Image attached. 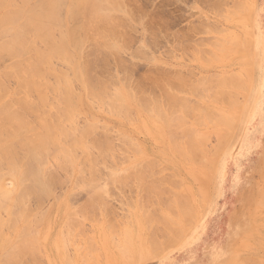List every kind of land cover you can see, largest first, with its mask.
<instances>
[{
    "label": "rangeland",
    "instance_id": "1",
    "mask_svg": "<svg viewBox=\"0 0 264 264\" xmlns=\"http://www.w3.org/2000/svg\"><path fill=\"white\" fill-rule=\"evenodd\" d=\"M38 1H40V0H31L30 3H35ZM61 1L64 2V0H61ZM68 1L69 0L65 1L64 6L63 5L61 6L59 4L60 7H58L60 9H58L59 14L57 13V15H58V17H61V19H62V21H59V22H61L60 25H63L62 26L63 29L59 25L60 26L59 28L62 29V30L59 29L60 32L61 31H68V29H70L69 28L70 25H72V24L74 25L76 23V22L75 23L72 22L74 20V18H71L67 15V13H68L67 12ZM130 1L131 0H127V1L126 0H120V2H122L123 6H124V9H122L120 11H118L117 8L115 9L116 11L114 9H111L113 12L110 10V12L112 13L111 15H113L110 19H112L113 25L115 24V26H117V28L115 27L117 30L115 28H111L112 27V24H110L111 20H109L110 23H108L109 26L111 25L110 29L112 30V32L114 31L113 29H115L114 32L118 33V31H119V34H121L119 37V34H118V36H115L116 33L113 32L115 35L112 34L111 36L116 37V38H113V39H115L114 43L112 42L113 39H111V36L109 35L111 31L109 32V30H108L109 36H107V34H106L107 32L105 33V31H104L107 28L103 29L101 31V28L99 27L100 30L98 31L97 30V29H99L97 27L98 25L96 26L97 29H93L94 26L90 27L92 30H94V31L96 30L95 33L99 32L100 34H102L104 32V34L107 36L105 38V40L106 41L109 40L108 41L109 43L106 41L100 43V41H102V39L104 38V34H102V36H103L102 39L100 38L99 40H97L98 38H94L92 36V34L96 37H100V36H97V34L95 35L94 32L88 34L89 31L92 32L90 29L87 30V33H86V35L92 36V37L90 36V39L93 38L94 40L95 39L97 40V41H95L96 42L95 44H97V42L100 43V45L97 46L96 48L99 47V49L101 48L102 50H104L101 47L102 43H103L102 45H104V47H108L107 45L112 43L118 48L117 53H113V54L111 53L113 51L112 50V47H113L112 44H110L111 47L106 48L104 51L100 50L101 51L100 52L97 49V51H98V53H97L96 48H94V49L91 48L92 46H95V45H92V43H91L92 41H90V39H88L89 36H88L87 40L83 41V44L86 45V46L84 45V47L82 45H81V48L76 47L71 42L70 43L68 42L69 44L67 43V45H66L67 46L66 49L68 51L67 53L68 54L71 53L70 54L71 57L74 56L73 58H74L75 62H80V60L86 58L85 54L87 52L91 53V55H89L87 53V57L89 56L92 60L95 57L94 60H96V62L94 64H92L94 61H90V66L91 67H92V65L94 66V69L93 70L91 69V71H92L91 75L92 74L95 75V76H93L95 80H96L95 77H97L98 81L96 80L97 81L96 87L97 86H99V87H97V88L94 87L96 89L95 93H97V95L96 94L93 95L94 96L93 100H96L97 98L100 97L99 96V90H101V89L104 90L105 87L103 88V86H106L105 90L107 92L112 91L110 94L115 93V91H118V93L117 92L115 93V96H116V94L119 96H116L114 100H112V97L114 96L113 94H112L113 96H111V98H109V99L107 98L108 97L107 95H104L103 93L102 94L104 96H107L106 98L108 100L111 99L110 103H112V104H114V102H115V105H116V103H118V101H119V103H121V104L123 103L124 105H126L127 107H125V106H123V107H125L126 109L129 108L128 111L125 109L127 111L128 115L124 114V113H126V112H124L125 110L123 112H118V110L120 111V109L122 107V106L119 107V103H118V105H116V106H118L119 109L118 108H117V110L114 109L112 107L113 105L110 104L109 101L102 94H100V95H102L104 97V98L101 97L104 99V101H103V99H101V98L100 99L103 102L98 103V102H96V101H98V99H97L96 101H93L91 105H89L90 102H89V99H87V98H89L88 95H90V94H88L85 91L86 89H85L84 84L81 81V79L78 78L79 79V81H78L77 78L74 76L72 67L71 68L67 67V65H65L67 63L64 62V60L62 62H64L65 64L60 62L61 60H58L59 58L55 59L53 57L56 61H55V63L51 62V65L54 64L52 67L54 69L56 68L55 71L57 70V72L59 71L58 73H60L61 69H62V72H64V73L68 72L67 75L69 76L68 77L69 79L73 75L71 84H72V88H73L74 92L71 91V93L74 96V98L71 97V94H70L69 95V97H70L69 101H66L65 109L61 110L57 107L55 108V105L59 101L58 99L61 98L60 97L61 95L59 94V92L56 90H53L51 88H47V91L43 89L45 91L44 93H46V96H47V99L45 101L46 102H49L50 100L51 101L49 103H47L48 104L47 106H46V104L42 105V107L40 109H42V108L43 109L41 111L37 110L40 113L35 112L36 115L38 114V116H36L37 118L35 116H33V117L36 118L37 120H39L40 119L39 115H40L41 119L43 118V120H45L44 118H47V119L49 118L48 119L49 121H53L55 116H56V118H58L57 116H59L60 118H63V120L58 118L59 119L58 121H55L56 120L55 119L53 122V125L54 124L59 125V126L64 125L63 127H65V129H63L62 126H60L61 128H58V126L56 128L59 130H61V129L69 130L70 132L68 131L67 136L70 135L74 141L72 142L71 138H70V140L65 138L69 141L68 142V145H70L69 146L70 148H69L68 145L66 144L67 140L64 141V138L60 137L64 143H62V141L60 140L58 145H60L61 147L62 146L65 147V149L68 148L72 152H74V149H75L76 150L75 152H77V155H75L76 154L75 152L73 153L75 156L72 157V162H73L72 166H71V163H70V165L67 162L65 163V165L68 164L69 166H71V169L66 168L69 172L65 171L66 170L65 168H63V169L58 168L60 170L57 171L56 175L59 177V178H57L59 182L56 179L57 183H55V182L53 183V185H55V184L56 185L54 187L51 186V190L48 191L49 193L47 192L44 197L42 196L43 198L39 197V198H41L40 201L43 199L41 202L38 201L39 198L37 197L36 199L35 198L34 199L35 200L38 199L37 201L39 203L37 201H35L33 198L30 200L31 203L30 202L28 203V204H30V206L29 205L28 206L31 207V209H32V216H33V214H34V217L36 216L35 220L33 219L34 217L30 218L29 220L32 221L31 219H33L34 221H32V222H36L38 224L39 223L38 220L42 219V221H40V224L37 225L38 226L37 228L34 227V225L36 226V223H31V224L28 223V228L32 227V229L33 228L35 229V230H32L33 232L31 230H27V225L24 228L25 223H27L28 220H26V221L24 220V222H23V220H20L19 216H18V218H16V220H17V222H16L14 217L17 216L16 213L18 211V207H17L18 205L16 203H14L11 199H10L11 202L8 206L9 210L12 211V207L15 208L14 206H12V203L14 205L16 204L15 206L17 207V210L16 211L14 210V212L16 214V215L13 214V215H15L14 217L11 215V213H12L11 211H10L11 213H8L4 207L0 209V217H2V218H0V219H2L0 221V234L2 233L0 236V241H1L0 242V256L5 255V257H3V256H1L2 258L0 257L1 260L2 259L4 260L5 258L8 260V258L9 259L13 258V256L15 258V255L13 254V252L16 253V251L19 248L18 245L21 244V243L18 244V242H21V241L24 242L25 239H26L25 242H27V239H30V238H28L30 236L31 241L28 240L27 243H29V242L33 243V241H34L35 244L33 243V247L35 246L34 248L38 249V250H36V249H34V250L38 251L39 257H37V255L35 254V253H37L36 251H35V253L33 252V254L30 253L32 251H30V252L28 251L29 253H27V254H26V252H24V255L26 254V256L23 257L24 256L22 254L23 251H20V249H19V252H21V253L16 254V256L19 255L18 256L19 259H17V260H20V262H22L21 258L23 257L22 259H24L27 257V259L23 260L22 264H24V262H26V261H28V264H33V263H31V261L29 262V260H33V259H35L36 261L39 260L40 262L42 261L41 264H66V263L69 264V262H71V261H72L71 262L72 264H80L81 263L80 258H82V260L85 258L83 264H127L124 261V259L126 260L128 258L130 260V259H132V257L134 258V261L132 264H236V263L237 264H247V261L250 258H252L253 260L256 259L259 262L258 263L256 260H254L255 261L254 262L252 260L253 261L252 264L253 263L262 264L261 262L264 261V205H263V201L260 200V198H261L260 196L264 195L263 194L264 193V191H263L264 190V175H263V173H264V0H132L131 2ZM63 2H61V3L63 4ZM133 2L134 3L136 2V3L134 4ZM130 7H132V8H130ZM236 7H237V9H236ZM127 9L130 11H128ZM61 10H62V12H61ZM126 10L130 13L132 11L133 13H131V14L127 13ZM56 12H58V11H56ZM121 14H123V15H121ZM132 14H133V16H132ZM67 16L70 19V20L68 19V21H66L68 18ZM120 17L122 18L121 19L122 22H123V18L125 19L123 23L120 22L121 21V20H119ZM212 17H215L217 22H215V19ZM65 18H66V20H65ZM113 18L116 20V23H120V25L122 24L123 27L120 26L119 24H116L113 21ZM71 19H73V20H71ZM118 20H119V22H118ZM222 24H224V25L222 26ZM259 24H261V25H259ZM107 25H105V27H108V29H109V26H107ZM55 28L57 29V26H55ZM102 28H104V27H102ZM150 28H152V29H150ZM56 29H53V31L55 32ZM59 30L56 31L55 34L56 33L58 34ZM57 34H56V36H57ZM2 37L0 35V38H2ZM109 37H110V39H109ZM94 40H93V43H94ZM103 41H104V39H103ZM84 42H86V43H84ZM115 42L117 44L118 43L119 44L117 45ZM39 43H41V42H39ZM88 43L90 44V46L91 45L92 46L90 47ZM104 43L105 44L108 43V44L105 45ZM120 43H122V44H120ZM71 44H73L75 47L73 48V45H71ZM37 45H38V43H37ZM40 45L41 44H39V46ZM123 45H124V47H123ZM125 45H127V46H125ZM41 46L42 47H39V48H43L44 44ZM118 46H121L122 50ZM75 48H78V51H79V48H80V50L84 49L85 51L84 50L79 51V54H78V51H77V49L75 50ZM124 48H125V50H124ZM69 51H71V52H69ZM75 51H77V53ZM91 51H93V52H91ZM84 52H85V54H84L85 56H82L81 53H84ZM2 53L3 54L0 53V57H4V56H1L4 54H5V56L7 55V53H5L4 51H2ZM76 54L78 55L79 59L77 58ZM21 55H22V57H20ZM11 56H12V58H11ZM11 56L9 57L7 55V57H9V60H7L8 58L7 59L1 58L2 60H0V65H1V67H3V68L0 67L1 68L0 69V80L2 81L1 83H4L5 81L8 80L7 83L5 82V84L8 85V87L6 85V89L7 90L9 88L11 89L8 91H6V89H4L3 92L4 91L6 92V93L4 92V94H5L4 96H2V94H3V92L1 91L2 89L0 90V92H1L0 101L1 102L5 101V100L8 101V99H12V97L16 98L19 95H20L19 97L24 96L25 98H27V96H28L21 89L22 87L19 88L21 86L19 84V83H21V81H19L18 77L15 76L16 78H14V76L12 75L14 78L13 79L12 76H11V78H9L10 76H7L8 78H6L7 80H5V78H4L5 76L3 77L4 79L1 76V74H5L7 72V71L5 72V69L8 70L7 73H10L9 69L12 70V65H14V63H13L14 61H17V59H19L20 61H24V57H26V56L28 57L29 55L19 54V55H11ZM16 56H18V57H16ZM99 56H101V57H99ZM102 57H103V59L107 58L108 62L105 59L103 60ZM100 58H101V61H99ZM114 58H116V59L118 58V60H116ZM54 59H51V61H54ZM86 59L91 60L89 58H86ZM10 61L13 63L12 65H11ZM5 63H6V66L4 67ZM7 63L10 64L9 66H11V67L7 66L8 65ZM101 64L102 65L104 64V65L102 66ZM105 64H107V65H105ZM154 66H155V68H154ZM63 67H64V69H63ZM65 69H66V71H64ZM94 70L95 71L97 70V71L95 72ZM187 70H189V71H187ZM190 71H191L192 75L190 74ZM2 72H4V73H2ZM103 72H104V74H103ZM163 73H164V75H163ZM8 75H11V74H8ZM107 75H108V78H107ZM173 75L174 76L177 75L184 80L181 81L182 79L180 80L179 77L173 78L174 77ZM47 76L48 75H46L45 79H47ZM143 76H145V77H143ZM152 76L154 77V79H155V76H157V78L160 79L159 82L162 81L160 83L164 85L166 91L168 90L167 93L168 92L175 93V95L173 94V97L174 96H177V97L179 96V98L185 97V99L188 101V103H187V101H185L184 98L183 99L178 98V99H176V102L173 99V101L175 103H173V101L171 103H173V104L177 103L179 110H177L176 107L173 108V106H177V105H173L172 106L173 109L172 108L168 109L167 105H166V103H167L166 101L169 97L168 98L166 97L167 99L164 100V95L162 96V94L165 93V91H163L164 93L162 92V90H164V88L162 89L163 85H161L160 83L159 84L156 83L158 81L157 80L156 82L154 81L155 83H153L154 84V86H153L152 82L154 79L152 80ZM130 77H131V79H128ZM167 77L170 80L167 79ZM208 77H210V78L208 79ZM232 77L235 80L232 79ZM101 78H102L103 82L101 81ZM119 78L122 80H120ZM142 78H144V80ZM206 78H207V80H206ZM15 79L18 80L17 83L19 84V87H18ZM126 79H128V80H126ZM148 79H149L148 83H150L151 85H149L148 83L147 84L145 83V80H148ZM166 79L168 81H166ZM174 79H176V80L179 79L178 81H181V83L186 88H183L184 87L183 85L180 86L181 83L178 81H177V83L178 84L180 83L178 85V87H181V88H179V89L178 88L174 89L171 87L168 88V86L170 85L169 83H171V85H172V81ZM50 80H51V82H50ZM107 80L108 81L111 80L112 82L111 81L106 82ZM138 80L140 82H141V80H143V81L140 83ZM163 80H164V82H163ZM176 80H174V81H176ZM185 80H187V81H185ZM48 81L50 83L49 84L47 82L49 85H53V84L57 83V78L54 74H50L48 76ZM130 81H133V83L135 85L137 84L139 86H137V85H136V87L133 86L134 84ZM174 81H173V84H174ZM230 81H231L232 85L234 84L233 87H232ZM233 81H235V83ZM98 82H99V85H98ZM113 82H115V84ZM166 82L168 83V86H166V84H167ZM223 82H225V83H223ZM189 83L191 85H189ZM221 83L223 86H221ZM130 84H132V86H130ZM140 84L142 87L140 86ZM143 84H146V86L144 87ZM157 84H158V86H161V88L158 87ZM100 85L101 86L103 85V86L100 87ZM174 85H175V87L177 86L176 82ZM193 85H195V86H193ZM236 85H238V87L235 88L234 86H236ZM58 86L60 87L61 85H58ZM107 86H108V89L110 88V91L107 90ZM148 86H150V87H148ZM17 88H19L20 91ZM99 88H101V89H99ZM139 88H141V90H139ZM145 88H146V90H145ZM48 89H51V90L48 91ZM133 89H135V91H131ZM136 89L139 91H142L144 93V94L142 93V95L143 96L146 95L147 96L146 98H148V96H149L148 99H150L149 101L151 103L147 102L148 100H146L145 96L144 97L141 96V97H143L142 101H143V99L146 100V102L148 103L147 105L150 106L147 108V110L139 108L138 103L133 101L135 99L134 98L135 95L133 93H135V94L138 93L139 95L141 94L139 91H136ZM170 89H173V90H170ZM177 89H178V91H177ZM180 89H182L183 91L182 90L180 91ZM17 90L19 92H17ZM103 90H101V91L103 92ZM127 90H130L129 92L132 95L130 98H132V99L129 98V96H130V95H128L129 93L128 94L126 93ZM13 91L14 92L16 91L15 93H18L19 95L15 94V93L13 94ZM75 91H77V92H75ZM145 91L147 92V94ZM21 92L22 93L24 92V93L22 94ZM52 92H53V94H52ZM124 92L127 95L124 94ZM226 92L228 94H226ZM232 92H233V94L234 93L235 94L232 95L231 94ZM31 93H33V92H31ZM34 93L31 95L29 94L30 95V96H28L29 100H32V98L37 99L38 92L35 91ZM57 93L59 95L55 96V95H57ZM85 93H86L87 97H85ZM90 93H93V92L90 91ZM160 93H162V94H160ZM167 93H165V96L167 95ZM138 94L136 95V98L139 97ZM150 94L155 95L157 97L156 99H158L160 101V102L159 101H157V102H159V105H160L161 110H162V111L161 110H159V111H161L163 113V115H161L162 113L159 111L156 112L155 109H154L155 110L154 112H156V113L159 112L158 116H157V114H155L153 112L154 107L152 108L151 105H154L153 104L154 101L152 100V98H151L152 96H150ZM216 94H218L219 97L221 96L219 98L220 100L217 99L218 95H216ZM1 96H2V98H1ZM96 96H99V97H97L95 99ZM169 96H171L170 93H169ZM90 97L93 98L92 94ZM117 97L118 98L121 97L124 101H122V100L120 101L119 100L120 98L117 100ZM177 97H174V98H177ZM49 98H50V100H49ZM171 98L172 97H170V99ZM211 98L212 99L216 98V99L213 101ZM139 99H140V97H139ZM139 99H135V100H139ZM153 99L155 100V98H153ZM72 100L76 106V107L74 106L75 107L74 110L70 109V108H73V106H72L73 103L71 102ZM162 100L165 101V102L163 101L166 105L165 108L163 107L165 105H163ZM180 100H183V102H181ZM36 101H38V100H35L34 102L36 103ZM60 101H61V99H60ZM90 101H92V100H90ZM130 101H131V103H130ZM253 101H255V102L253 103ZM68 102H69V104H68ZM104 102L108 103L109 105L108 104H106V105L109 107L111 105L110 109L104 104ZM43 103H45V102H43ZM50 103H52V105ZM136 103H137V105H136ZM143 103H144V101H143ZM184 103H187L185 105L188 107L190 105H192L190 107H195L197 105L198 106L195 108H188V110L186 112L185 110L184 111L181 110V107L185 106ZM189 103H191V104L189 105ZM193 104L195 106H193ZM68 105H70L72 107H70ZM145 105H146V103L144 104V107H145ZM157 105H158V103H157ZM159 105H158V107L155 105L154 106L157 107V109L158 108L160 109ZM180 105H182V106L180 107ZM186 106L183 107V109H187ZM203 106L205 107L203 113L205 114V117L209 119L208 120L209 122L206 121L205 117H203L204 114L201 115L200 113H198V111H201V108H203ZM123 107H122V109H123ZM142 107H143V105H142ZM168 107H170V105ZM199 107H201V108H199ZM207 107H209L208 109L212 108V110L215 111L216 115H217V113H219V115L221 117L219 119L220 120L225 119L226 121H223V120L222 121L227 122V123L223 124L222 121L218 122L219 115H217L218 117L216 120L215 113L213 112L214 117H213V115L210 116L212 113H210L207 110L209 112V113L207 112V114H210L209 117H212L215 119L209 118L205 112ZM196 108H198V110L195 112ZM55 109H57L56 112H55ZM66 109H68L67 113H65ZM165 109L167 111H169L171 109L174 111L176 109L174 112H171V113H173V115L168 112L172 116H174L175 114L177 115V113H175V112L180 111L181 114L179 113L180 115L179 114L178 115L180 116L181 120L179 119V116L177 115L176 117H178L179 121L175 120L174 123H170V122H172V120H170V122H169L168 119H170V118H168L169 115L167 114V111ZM192 109H194V110L192 111V115H191L190 113H188V111H190ZM44 110L46 111L45 115L49 114V116H53L52 120H51V117H49V116L44 117V115H43V113L45 112ZM104 110H106V111H104ZM148 110H150L151 112H149ZM52 111H54V112H52ZM60 111H64V112L62 113ZM210 111H211V109H210ZM184 112H186L188 114V116H186L187 115L186 113H185V115L182 114ZM41 113H42V115H41ZM73 113L76 115L73 116ZM201 113H202V111H201ZM62 114H64V115L67 114V115L64 116ZM120 114L122 117H120ZM224 114L226 116H224ZM69 115H70V117H69ZM198 115H199V117L201 116L199 119H197L198 117H195ZM61 116L69 117L70 119L67 118L66 119L67 121L66 120L64 121L65 118L61 117ZM151 116H153V117L151 118ZM192 117L196 118L195 119L196 121L194 119H193L194 120L193 121ZM28 118L30 119L31 117L28 115ZM71 118H72V120H71ZM229 118H230V120H232L234 122V124L232 122H228ZM159 119H160V121H159ZM171 119H172V117H171ZM174 119H176V118H174ZM70 120L73 122H71ZM201 120H202L203 124L201 123ZM214 120H216V121H214ZM197 121L200 122L199 125H196L198 123ZM82 122H83V124H82ZM96 122H97V124H96ZM176 122H178V123H176ZM180 122L184 125H182ZM185 122H189V123H185ZM38 123H40V120L38 121ZM85 123H87V124H85ZM92 123L94 124L92 126L95 129L92 126H91L92 128L89 127L88 129L91 128V130L95 134L93 136V138L96 137V139H97V137L104 136V137H101V139L98 138L100 140V143L102 142V144L104 141H106V139L104 140V138H108L107 140H109L110 146H112V148L110 147L108 149L109 150L112 149V151L110 152L106 149L107 148L106 145L108 144V141L106 142L107 144L104 145L106 148L104 147L105 149H103V150L105 152L108 151V153H106V155L108 154V156H110V157L106 156V158H104L102 154H104L105 152L100 154L101 153L100 150L102 149L100 147H99L100 153L96 151L97 148L95 146L97 144L98 145L100 144L99 141H97L98 142L97 144L96 143L94 144V147H92L93 145H92V143H90V141L88 142L87 139H89L92 135L91 136L88 135L89 137H87V138H86V135L88 132L90 133V131L84 132L85 137H83V140L81 139L82 136H80L77 133L79 131L81 132V130L84 127H85L84 129H87V127H88L87 125L88 124L91 125ZM175 123H176V126L179 127V131L177 129L178 127L177 128L173 127V126H175ZM69 124L71 126H74V125L75 126L74 127H68V126H70ZM154 124H156V125H154ZM163 124L165 125V127ZM84 125H86L87 127ZM76 126L80 130L77 131ZM167 127H168V129H169V127L173 128V130H174V128H176V129H175V131L172 132L170 130L171 128L169 130H166ZM184 127H186V129ZM192 128H193V130L195 129L194 131H197V133L200 134V136L195 135L196 137L204 138L201 136L207 135L206 139L202 142L203 145L201 143H199L200 140H197L196 137L193 136L194 133H192L193 132ZM74 129H76V130H74ZM72 130H74L75 134H77V135H74V132ZM164 130H166V131H164ZM153 131H154V133H153ZM176 131L179 133H177ZM180 131H181V133H180ZM82 132H83V130H82ZM155 132H156V135H155ZM167 132H171V133L167 134ZM225 132H227V134L228 133L229 134L227 135ZM71 133H73V134H71ZM93 133H91V134H93ZM172 133H174V134H176V136H178L179 139H177V141L173 140V139H176L177 137L176 138L173 137V139H171L172 137L171 138L169 137V135L174 136V134H172ZM195 134H196V132H195ZM107 135H109V136H107ZM184 135H185V137H184ZM225 136H227V139H225ZM112 137H113V139H112ZM131 137L133 139H131ZM168 137L170 138L169 141H171L170 142L171 145L169 144V141L167 139ZM182 137H183V139L185 138L184 139L185 141H186V139H187V141L189 139L193 140V141H191V143H190V141L185 142L182 139ZM124 138H126L128 140L126 141V140H124ZM91 139H92V137H91ZM110 139H112V140H110ZM223 139L225 142H223ZM172 140L175 143L172 142ZM194 140H195V142H194ZM217 140H219V144L221 141L223 143V144L221 143L223 146L219 145L220 148H218L219 146L215 147ZM83 141L84 142L86 141L85 144L83 143ZM128 141L130 142V144L128 143ZM178 141H181L182 143L178 142ZM183 141L186 144H184ZM69 143H71V144H69ZM173 143L176 145V149L174 148L175 147L174 146L173 147L174 149L172 150L171 146ZM180 143L184 147L181 146ZM187 143H189L188 144L189 146L192 143H193V145L197 144V146L195 145V147L197 148V151H199L200 153L201 152H203V153L200 154L199 152H195L194 150H196V148H194V146H190L192 148V150L194 149L190 154L189 152H187L188 150H190L186 147ZM200 144H201V146H200ZM71 145H73V146H71ZM85 145L90 146V148L86 147ZM217 145H218V143H217ZM107 146L109 147V145H107ZM185 147H186V150H185ZM71 148H74V149L72 150ZM177 148H179V150H182L184 152V155H182V157H180L181 155L179 154V152H178V154L176 153V150H178ZM214 148H217L219 152L216 151V152H218V153H216ZM88 149H89V151H92V154H90V152H89V154H90V156L93 155V156H91V157H93V159L87 154ZM103 150H101V151H103ZM134 150H136V151H134ZM85 151H87V153ZM211 151H213V152H211ZM61 153H63V152L59 151L57 153V156L60 155V156H58L57 160H56L57 156L54 158H53V156L50 157V160L47 159V165L49 164L48 167H50L51 170L53 167H55V164L57 162H59L58 159H60V157L62 155ZM84 153H86V155L89 157V159L85 158L86 156L85 157L83 156ZM194 153H197L198 156ZM183 156H185V158H187V159H184ZM199 156H201L206 162H208V165L210 164L209 168H208L207 163L205 161H203L204 162L203 163L201 160L202 158ZM74 157H76V159H73ZM81 157H82V159H81ZM54 159H55V161H54ZM84 159H87L89 161L85 160V162L83 163ZM188 159H190V160H188ZM62 160H63V162L65 161L64 158H62ZM90 160L91 161L94 160L95 166L93 168L89 167L91 165V164H88V162H90ZM193 160H196V161L198 160V161L194 162ZM199 160H201V161H199ZM54 162H55V164H53ZM77 163L78 164L80 163L81 164L80 167H84V168H86L87 164H88L89 168L86 169L87 171L84 168L82 170H80V168H78V166H77ZM202 163H203V165H201ZM59 164H62V163L59 162ZM137 164H139V165H137ZM205 164H206V166H204ZM82 165H84V166H82ZM127 166L129 168H125ZM138 166L140 169H141V167H143V169H144L143 170L144 172L141 170L143 175L141 173H139V175H142V176H144V174H145L146 177H144V179H145L144 183L142 182V180H144L142 176L140 177V176H138V174H136V176H135V173H137V171L140 172V169L136 170L138 168ZM66 167H68V166H66ZM124 168L126 169V171ZM3 169L4 170H0V173L3 172V174H5L6 172H4V171H6V169L5 168H3ZM91 169L97 170V171L94 170V172H96V174H94V172ZM53 170H54V168H53ZM105 170L108 172V174H106L107 172ZM131 170L136 171V172H133L134 174H131V173H129V172H132ZM111 171H113L114 178H117V179H114L112 177V180L114 179L113 180L114 183H113V181H112V183H110L111 181L109 182V180L107 179L108 175ZM117 171H119V173H117ZM61 172H63V173L61 174ZM65 172H66V174H64ZM77 172H78V174H79V172L82 173V175L84 174V176H82V178H80L81 174L77 175ZM88 172L89 173L92 172L91 175L87 176V174H89ZM121 172H122V174H120ZM128 173L131 176V177H129V179H130L129 183H127L128 182L127 180H129V179L126 178L128 176ZM69 174H70V176H69ZM100 174H102V175H100ZM104 174H106V175H104ZM76 175L78 177L80 176L78 180H77ZM111 175H112V172H111ZM119 175H122L123 178L125 177V179H127L125 182L123 181L124 183H127V184H124L123 182H121V183L119 182L118 179L122 178V177L120 178ZM8 176L12 178V176L8 175V174L3 176V178L6 181L5 184L4 183L3 184L7 187L11 184L9 182L11 180V178L9 179ZM90 176H92V178ZM94 176H97V177H94ZM61 177H63L64 179ZM74 177H76V179H74ZM87 177H88V179L91 178L93 180H88ZM133 177H134V179H136L135 177H137V179L140 181V184L138 183V180L136 181V180L132 179ZM153 178L154 179L156 178L155 181ZM106 179L108 181H105ZM12 180H14V181H12ZM12 180H11V182L15 183V179H12ZM85 180H86V183H87V181H91L90 183L92 185L90 183L84 185L83 182H85ZM110 180H111V178H110ZM115 180H118L116 182L117 184L115 183ZM122 180H124V179H122ZM122 180H120V181H122ZM151 180L154 182L158 181V183L160 184L159 185L157 183L158 184L157 185L156 183L153 182L154 184H156V186H158V189H157V187L155 188V185L153 186L154 190L156 189L155 191L152 189V187L150 185V183L153 184L151 182ZM167 180H168V182H167ZM169 180H170V182H169ZM1 182H4V180L2 179ZM72 182H74V183H72ZM79 182H81V183H79ZM94 182H97V183L93 184ZM105 182H108V183H105ZM104 183L106 184V186L104 185ZM74 184H76V185H74ZM81 184L83 185V187L81 186ZM96 184H99V185H96ZM86 185L92 186V188L89 186L87 187ZM93 185H95V186H93ZM100 185H103V188L107 192L105 194V191L103 192L104 189L101 190L104 194L101 193V191H100V193L102 194L103 197L101 196L102 197L101 198L102 203L99 202L100 204L98 205V202L96 199L100 198V193L98 190L95 191V188L98 186V187H100V189H102V187ZM146 185H148V186L145 187ZM13 186L14 185L12 184V186H10V188ZM139 188H140V190H139ZM142 189H145L147 191V193L144 194L145 190L142 191ZM261 189H262V191H261ZM93 190L96 193H98V198L94 196L97 194L96 193L93 194ZM148 190H150V191H148ZM151 190L153 191V193L151 192ZM91 192H92L94 197L90 196ZM150 192H151V194H150ZM156 192H157V194H156ZM137 194H138V196H137ZM256 194L257 195L259 194L260 196L259 195L257 196ZM144 195L146 196V198ZM147 195H149V196H147ZM156 196L158 198H156ZM252 196H254V197H252ZM140 197H142V198H140ZM248 199H250V200H248ZM88 200L93 202V203L91 202V205L93 204V206H91V207L89 206L90 203L87 202ZM104 200H106V201H104ZM259 200H260V202H259ZM7 201H8V199H7ZM98 201H99V199H98ZM3 202H6V201H3ZM182 202H183V204H181ZM258 202L260 204H258ZM185 203L186 204L188 203L187 205L188 206L190 205V206L186 207L187 205H185ZM7 204H8V202H7ZM38 204L40 206H38ZM106 204H108V205H106ZM164 204H166V205H164ZM95 205H96V208L98 209V211L96 210ZM103 205L105 207H103ZM142 205H144L145 208L147 207L146 210H145L144 206H142ZM163 205H164V207H162ZM243 205L245 207H243ZM256 205H257V207H255ZM82 206L85 208H82ZM168 206H169V208H168ZM79 208H81L83 211L85 209V212H84L85 215L83 217L81 216L80 212L75 213V215L73 217L71 215H67V213L70 214L69 212L76 210V209L79 210ZM88 208H91L90 210H92V212H90V210H89V214H90L89 217H88L89 214L86 211V210H88ZM92 208L95 209L96 211L93 210ZM141 208H142V210H140ZM180 208H181V211H183L184 213L186 212L187 218H184L185 221H183V219H182L183 215H181L182 212L180 211ZM184 208L185 209L191 208L192 211H189L188 209L185 210ZM2 210H4V211L2 212ZM78 210H76V211H78ZM144 210H145L146 215L144 214ZM76 211H73L72 215ZM150 211H151V214H150ZM172 211H174V212H172ZM42 212H43V215H41ZM35 213L36 214L40 213V214H38V216H37ZM79 213H80V215H79ZM98 214H99V216H98ZM147 214H148V216H150V218L152 216H153V218L155 217L154 218L155 221L157 220L156 223L159 224V225H157L156 228L160 227L161 228L160 231L163 230V232H161V234L160 233L156 234V232H159V230H158L159 228L155 229L154 227L151 226V224L153 225V223H152L154 221L153 218H151L153 220L149 223L150 225L145 224V220L147 221V217H148ZM94 215L98 216L99 220ZM141 215H143V216H141ZM165 215L166 216L168 215L167 218ZM10 216L13 217L14 220L10 219L11 218ZM41 216H42V218H41ZM105 217L106 218L108 217L107 220L105 219ZM82 218H85V219H82ZM150 218L148 217V219H150ZM170 218L173 221H171ZM18 219H19V221H18ZM77 219H78V221H80L82 219L81 220L82 225L81 224H77V226L72 225L75 223V221L77 223ZM168 219L173 224H171ZM73 220H75V221H73ZM109 220H110V223H113V226L115 227L114 232L111 231V232H113L112 233L113 237L108 235V233H110L108 231H110V230L109 229L106 230V226H105L106 225L105 222H107V224H108ZM158 220H160V221H158ZM161 220H163V222L161 224H163L165 221L167 223L166 224L167 227H164L165 223L163 225H161L159 223V222H161ZM13 221H15L16 223L14 224ZM127 221L130 222L129 224L132 228L129 227ZM2 222H3V224H2ZM6 222H7V224H6ZM9 222H11V223L13 222L14 225L10 224ZM65 223L66 224L68 223V224L66 225ZM70 223L72 226H75V227H73V228H71L72 226L69 227ZM110 223H109V225H110ZM156 223H154V224H156ZM254 223H256V224H254ZM8 224L10 225V227L7 226ZM32 224H34V225L30 226ZM22 225H24V226H22ZM78 225L82 226V229H81L82 231H80V229H79L80 227ZM143 225H145V226H143ZM169 225L172 228L169 227ZM4 226H6V227H4ZM65 226H67V228H70L72 230L71 235ZM8 227H9V229H8ZM22 227H23V230L21 229ZM111 227H112V225H111ZM151 227L154 228V229H152V231H154V232L149 231L151 229ZM61 229L63 230L62 231L63 235L65 233L64 231H66L65 234L69 233L70 237L68 235H64L65 237H67V239L65 238L67 241L62 238L63 236L61 235V232H60ZM146 229H148V230L146 231ZM18 230L26 231L27 233L29 232V233H33V234L35 231L36 234H34V235L35 236L37 235V236L34 237L33 234L29 235V233L27 234L26 232L25 233L22 232L23 240H22V237H21V239H18L19 237H16V236L20 235L19 234L20 232ZM169 230H170V232H169ZM172 230L175 231L176 237L173 235L174 232ZM77 231H78V233H77ZM127 231H128V234H127ZM171 231L173 232V234L170 235L169 233H172ZM179 231H181V232H179ZM116 232H117V234H116ZM148 232H152V233H150L152 235H150V234L149 235L153 236V237L149 238ZM177 232L179 235L177 234ZM59 233H60V236H62V237L59 236ZM118 233L120 235H118ZM124 233H126L128 238L126 236H125L126 238L124 237ZM162 233H164V234L166 233L165 235L163 234L164 238L167 237L166 235H168L169 237L172 236L171 240H173L174 242L170 243V245L165 246L166 243L165 244L161 243L163 241L165 242V240H163V238H162ZM8 234H11V235H8ZM17 234H19V235H17ZM25 234H26V237H25ZM74 234H76V235H74ZM87 236H88V238L90 236L91 237L88 239ZM24 237H25V239H24ZM110 237L112 239H114L113 240L114 242L116 240H118L119 242H116V243L119 244V246H121V248H123L124 250H122L121 248L120 249L123 252L127 251L128 253H124V255H123V252H121V250L119 249V246H118V249H116L117 246L112 245L113 242H110L111 241ZM135 238H136V240H135ZM147 238H149L151 240L156 238L155 241H158V242H156V244H158V243H159V245L161 244V246L159 248L162 249L163 248L162 245H164L166 247V249L164 247V249H162V251L159 254H157L156 256H154V255H153V257L149 256L148 258L141 260V259H139V256H142V255L145 256L144 253L145 252L147 253L149 251L148 249H150L148 246H146L147 244H149V241H148L149 239H147ZM87 239L89 241H92V242L90 243L89 241H87ZM161 239H162V241L160 242ZM241 240H243L242 244H241ZM121 241H122V244H121ZM126 241L128 243H126ZM142 241H144V243ZM12 242H15V243L13 244ZM25 242L23 243L24 245L27 244ZM16 243H17V245H16ZM32 243H31V245L27 244L26 246L30 245L31 247L30 246H28V247H30V249H32L33 248ZM64 243H66V245H68L67 247H66V245H64V248H66L67 251H66V249L63 248ZM88 243H90V245L93 244V247H91L92 251H90L91 250L90 246H89V249L86 246ZM129 243H131V244H129ZM11 244H13L14 247ZM23 244H21L22 248L20 247L22 250L24 248ZM122 245L126 248V250ZM15 246L18 248H16ZM114 247H116V248H114ZM7 248L11 251L14 248H16V250L14 249V251L10 252L9 250L8 251L6 250ZM113 248L115 250H113ZM236 248H239V249H236ZM39 249L41 252L39 251ZM5 250H6L5 253L8 254V256H9V253H7V252H10V255L11 254H13V255L7 257V255L5 253L4 254L2 253ZM24 250L27 251L28 249H24ZM63 250L66 251V253L69 256L70 255H73V256L69 257L68 255H64ZM118 250H120V253H122L123 257H127V258L122 259L123 258V257H121L122 255H119V252L117 253ZM140 250H141V252H140ZM87 251H89L88 252V253H90L89 255L92 256L93 258L87 256L88 255ZM135 251H137V253H135ZM28 254H31V255L35 254V257L29 256ZM84 254H85V256H87V259L85 256H83L84 258L82 257V255H84ZM20 256H22V257L20 258ZM238 256L240 257V259H243L244 257H246L245 259H243V260L247 259V261H245L246 263L241 261ZM241 256L243 258H241ZM63 257H65V258H63ZM247 257H249V259ZM63 259H66V260L69 259V260H67L69 262H64ZM13 260L14 259H11L10 261L13 262ZM35 260H33L34 263L36 262ZM15 261H16V259H15ZM121 261L123 263H121ZM5 263L10 264L9 261L8 262L5 261ZM0 264H2V263H0ZM25 264H27V262Z\"/></svg>",
    "mask_w": 264,
    "mask_h": 264
},
{
    "label": "bare ground",
    "instance_id": "2",
    "mask_svg": "<svg viewBox=\"0 0 264 264\" xmlns=\"http://www.w3.org/2000/svg\"><path fill=\"white\" fill-rule=\"evenodd\" d=\"M30 1L31 0H0V35H1V37L2 38H0V53L1 54H3L2 53V51H4L5 53H7V55L10 57L11 55H19V54H27V55H29L28 57L26 56V57H24V61H20L19 59H17V61H14L13 63H14V65H12L13 63L11 62V65H12V70H10L9 69V72L10 73H7L8 72V70H6L5 69V74H1V76H2V78L4 77L5 78V80H7L6 78H8L7 76H10L9 78H11V76L13 75L14 76V78H16V77H18V79H19V81H21V83H19L21 86L19 87V84L17 83L18 82V80H16V83H17V85H18V87L19 88H21L25 93H26V95H28V96H30L31 94H33L35 91H37L38 92V97H37V99L35 98H32V100H29V98H28V96H27V98H25L24 96L22 97H19L20 95L18 94V93H15L14 91H13V94L15 93V94H17V95H19L18 97H12V99H8V101L7 100H5V101H3V102H1L0 101V170H4L3 168H5L6 169V171H4V172H6L5 174H3V172L2 173H0V179L2 178L3 180H4V182H1L2 181V179L0 180V209L1 208H5L6 209V211L8 212V213H11V215L14 217L16 214H17V216L16 217H14L15 218V220H16V218H18V216H19V219L20 220H23V222H24V220L26 221V220H28V222L27 223H25V226L24 225H22V226H24V228L26 227V225H27V230H35L34 228L32 229V227H29L28 228V223H36V222H32V221H34L35 219H36V216L34 217V214H33V216H32V209H31V207H29L30 206V204H28L29 202H30V200L33 198H39V197H44L45 196V194L48 192V191H50L51 190V186L52 187H54L55 185H53V183L55 182V183H57V181H58V179L57 178H59L56 174H57V171L58 170H60L61 168L63 169V168H70L71 169V166H72V164H73V162H72V157L73 156H75V155H77V152H75L76 150L74 149V148H71L72 150L74 149V152L76 153L75 155L73 154L74 152H72L70 149H68V148H66L65 149V147H61L60 145H58V143H59V141L61 140V138L60 137H62V138H64V141H66L67 139L68 140H70V138H71V136L69 135V136H67V134H68V131L69 130H63V129H65V127H63L62 125H60V126H62V128L63 129H61V130H59V129H57L56 127L58 126V128H61L59 125H56V124H54L53 125V122H54V120L55 121H58L59 119H62L63 120V118H60L59 116H57L58 118H56V116H55V118L53 119V116H49V114L48 115H45L46 114V109L44 110L45 112L43 113V115H44V117L45 116H49V117H51V120L53 119V121H49L47 118H44L45 120H43V118L41 119V116L39 115V120H40V123H38V121L39 120H37L36 118V116H38V114L36 115V113L38 112L37 110H42V109H40L41 107H42V105H44V104H46V106L48 105L47 103H49L51 100H50V98H49V102H46L45 100L47 99V96H46V93H44L45 91L44 90H46L47 91V88H51V89H53V90H56V91H58L59 92V94L61 95L60 97V99H61V101H60V99H58L59 101H58V103L55 105V108L57 107V108H59V109H61V110H64L65 109V105H66V101H69V95L71 94V97H73L74 98V96L72 95V93H71V91H73V88H72V84H71V81H72V78H73V75H72V77L69 79L68 77V72L67 73H64V72H62V69H61V72L60 73H58L57 72V70L55 71V69L52 67L53 65H51V62H54L55 63V59L56 58H59L58 60H61L60 62H62L63 60H64V62H66L67 64H65L64 62H62V63H64L65 65H67V67H72V70H73V73H74V76L77 78V80L79 81V79L78 78H80L81 79V81L83 82V84H84V87H85V91L88 93V94H90V95H88L89 96V98H87V99H89V105H91L92 104V102L93 101H96L97 99H98V101H96V102H103L104 101V97L106 98L107 96V98L109 99V98H111V96H113L112 97V100H114L115 99V97L116 96H119V95H117L116 94V96H115V93L117 92L118 93V91H115V93H112V94H110L111 92H107L106 90H105V88H106V86H103V88H104V90L107 92H105L103 89H101V88H99V89H101V90H103V92L101 91V90H99V96H96L95 97V99L97 98V97H99V98H97L96 100H93L94 99V96L93 95H97V93H95V88H97V87H99V86H97L96 87V82L98 81L97 80V77H95L96 78V80L94 79V77L93 76H95V75H91V73H92V71H91V69L93 70L94 69V66L92 65V67L90 66V61H94L92 64H94L95 62H96V60H94V58H93V60L88 56L87 57V53L85 54V52L84 53H81V55L82 56H85L86 55V58H89V59H91V60H88V59H86V58H84V59H82V60H80V62H75V60H74V56L73 57H71L70 56V54H68L67 52V49H66V45H67V43L69 42H71V43H73L76 47H80L81 48V45L84 47V45L85 44H83V41L84 40H87V38H88V36H89V38L88 39H90V36L91 35H86V33H87V30H91L92 32H88V34H90V33H93L94 32V34L96 35L97 34V36H100V37H96V36H94L93 34H92V36L94 37V38H98L97 40H99L100 38L102 39V34H104V32L102 33V34H100L98 31L100 30V28H101V31L103 30V29H106V30H104L105 31V33L107 34V36H111L112 34H114V33H116V35L115 36H118V34H119V31H118V33L117 32H114L115 31V29L117 28V26H115V24L113 25V23H112V19H110L113 15H111L112 13L110 12V10L111 9H118V11H120V10H122V9H124V6H123V4H122V2H120V0H69L68 1V6H67V15L69 16V17H71V18H74V20L73 19H71V20H73L72 22L73 23H75L73 26L72 25H70V29H68V31H61L60 32V30H62L63 29V25H60V23L61 22H59V21H62V19H61V17H58V15H57V13L59 14V10L58 9H60V8H58V7H60L59 6V4L62 6H64V3H65V1L66 0H64V2L63 1H61V0H40V1H38V2H35V3H30ZM63 2V4L61 3V2ZM127 1V0H126ZM132 1V0H131ZM130 1V2H131ZM120 3V4H119ZM134 3V2H133ZM136 3V2H135ZM134 3V4H135ZM119 6V7H118ZM122 6V7H121ZM127 6V5H126ZM125 6V7H126ZM121 7V8H120ZM238 7V6H237ZM237 7H236V9H237ZM63 8V7H62ZM120 8V9H119ZM129 8V7H128ZM130 8H132V7H130ZM239 8V7H238ZM128 10V9H127ZM126 10V11H127ZM56 11H58V12H56ZM112 11V10H111ZM116 11V10H115ZM128 11H130V10H128ZM127 11V13H130V12H128ZM61 12H62V10H61ZM113 12V11H112ZM131 13H133L132 11H131ZM130 13V14H131ZM129 14V15H130ZM121 15H123V14H121ZM60 16V15H59ZM67 16V17H68ZM132 16H133V14H132ZM131 16V17H132ZM69 17L67 18V20H66V18H65V20L66 21H68V19H69ZM61 19V20H60ZM76 19V20H75ZM78 19V20H77ZM122 18L120 17V19L119 20H121ZM70 20V19H69ZM109 20H111L110 22H109ZM119 20H118V22H119ZM124 18H123V22H124ZM127 20V19H126ZM113 21L116 23V20L113 18ZM121 23H123L122 22V20L120 21ZM108 23H110V24H112V27L111 28H115V29H113L114 31V33L112 32V30L110 29V26H109V24ZM63 24V23H62ZM96 24V25H95ZM108 24V25H107ZM116 24H119L120 25V23H116ZM62 27V29H60L59 27L60 26ZM68 25V24H67ZM98 25V26H97ZM105 25H107V26H109V29H108V27H105ZM259 25H261V24H259ZM55 26H57V29L55 28ZM72 26V27H71ZM94 26V28L93 29H97L96 28V26L99 28V29H97L98 31V33H95L96 32V30L94 31V30H92L90 27H93ZM114 26V27H113ZM120 26H122V24L120 25ZM125 26V25H124ZM128 26V25H127ZM67 27V28H68ZM102 27H104V28H102ZM123 27V26H122ZM53 29H56V31H58L59 29V33L57 34V36H56V34H55V32L53 31ZM150 29H152V28H150ZM108 30H109V32H110V34H109V32H108ZM117 30V29H116ZM121 30V29H120ZM124 30V29H123ZM86 31V32H85ZM152 32V31H151ZM121 33V32H120ZM100 34V35H99ZM109 34V35H108ZM124 34V33H123ZM150 34V33H149ZM120 35L121 34H119V37H120ZM87 36V37H86ZM91 36V37H92ZM105 34H104V41H103V39H102V41H100V43L101 42H105L106 40H105V38L107 37ZM123 36V35H122ZM121 36V37H122ZM125 37V36H124ZM113 38H116V37H113V36H111V39H113ZM109 39H110V37H109ZM93 38H91L90 39V41H92L91 43H92V45H95V46H90V44H89V46L91 47V48H96L97 46H99L100 45V43H98L97 42V44H95L96 42L95 41H97L96 39L94 40V43H93ZM114 40L115 39H113L112 40V42L114 43ZM89 41V42H90ZM109 40H107L106 42H108ZM118 41V40H117ZM116 41V42H117ZM39 42H41V43H39ZM87 42V41H86ZM86 42H84V43H86ZM115 42V43H116ZM37 43H38V45H37ZM44 44V47L43 48H39V47H42L41 45H43ZM68 43V44H69ZM109 43V42H108ZM108 43H106V44H108ZM125 43V42H124ZM39 44H41L40 46H39ZM73 44H71V45H73ZM103 44V43H102ZM101 44V47L105 50L106 48H109V47H111V45L110 44H112V43H110V44H108L107 46L108 47H104V45H102ZM105 44V43H104ZM105 44V45H106ZM117 44V43H116ZM119 44V43H118ZM117 44V45H118ZM120 44H122V43H120ZM73 45V48L75 47ZM70 46V45H69ZM86 46V45H85ZM112 54L113 53H117V47L114 45V44H112ZM115 46V47H114ZM125 46H127V45H125ZM142 46V45H141ZM118 47H120L121 48V46H118ZM123 47H124V45H123ZM80 48H79V51H83L84 49H82V50H80ZM116 50H115V49ZM126 48V47H125ZM125 48H124V50H125ZM77 49V51H78V48H75V50ZM90 49V48H89ZM97 49L100 51H104V50H102L101 48L99 49V47L98 48H96V51H97ZM115 50V51H114ZM121 50H122V48H121ZM77 51H75L76 53H77ZM79 51H78V54H79ZM85 51V50H84ZM87 51V50H86ZM95 51V50H94ZM100 51V52H101ZM69 52H71V51H69ZM91 52H93V51H91ZM10 55H9V54ZM97 53H98V51H97ZM107 53V52H106ZM110 53V52H109ZM121 53V52H120ZM85 54V55H84ZM89 55H91V53H88ZM7 55L5 56V54L4 55H1V56H4V57H0V60H2L3 58H8L7 60H9V57H7ZM77 55V54H76ZM75 55V56H76ZM93 55V54H92ZM115 55V54H114ZM95 56V55H94ZM107 56V55H106ZM117 56V55H116ZM115 56V57H116ZM16 57H18V56H16ZM20 57H22V55L20 56ZM55 59H54V58ZM99 57H101V56H99ZM105 57V56H104ZM110 57V56H109ZM2 58V59H1ZM11 58H12V56H11ZM77 58H78V55H77ZM23 59V58H22ZM51 59H54V61H51ZM79 59V58H78ZM102 59H103V57H102ZM105 59V58H104ZM103 59V60H104ZM114 59H116V58H114ZM13 60V59H12ZM16 60V59H15ZM106 61L108 60L107 58L105 59ZM116 60H118V58L116 59ZM99 61H101V58H100V60ZM108 62V61H107ZM9 63V62H8ZM7 63V64H8ZM111 63V62H110ZM97 64V63H96ZM120 64V63H119ZM10 64H8L7 66H9ZM58 65V64H57ZM69 65V66H68ZM102 65V64H101ZM104 65V64H103ZM102 65V66H103ZM105 65H107V64H105ZM6 66V63H5V65H4V67ZM14 66V67H13ZM59 66V65H58ZM0 67H1V65H0ZM9 67H11V66H9ZM57 67V66H56ZM107 67V66H106ZM110 67V66H109ZM1 68H3V67H1ZM0 68V69H1ZM99 68V67H98ZM103 68V67H102ZM154 68H155V66H154ZM153 68V69H154ZM58 69V68H57ZM63 69H64V67H63ZM67 69V68H66ZM66 69L64 70V71H66ZM69 69V68H68ZM128 70V69H127ZM2 71V70H1ZM95 71V70H94ZM97 71V70H96ZM95 71V72H96ZM101 71V70H100ZM159 71V70H158ZM187 71H189V70H187ZM71 72V71H70ZM69 72V73H70ZM109 72V71H108ZM2 73H4V72H2ZM8 74H11V75H8ZM50 74H54L55 76H56V78H57V83L56 84H53V85H49L50 83H49V81H48V76L50 75ZM99 74V73H98ZM102 74V73H101ZM103 74H104V72H103ZM111 74V73H110ZM190 74H191V71H190ZM46 75H48L47 76V79H45L46 78ZM71 75V74H70ZM100 75V74H99ZM151 75V74H150ZM162 75V74H161ZM163 75H164V73H163ZM192 75V74H191ZM13 76H12V78H13ZM16 76V77H15ZM114 76V75H113ZM112 76V77H113ZM141 76V75H140ZM169 76V75H168ZM171 76V75H170ZM174 76V75H173ZM235 76V75H234ZM233 76V77H234ZM111 77V78H112ZM143 77H145V76H143ZM150 77V76H149ZM177 77H179V76H174L173 78H177ZM232 77V79H234ZM3 78V79H4ZM13 78V79H14ZM107 78H108V75H107ZM121 78V77H120ZM119 78V79H120ZM126 78V77H125ZM157 78V76H155V79ZM210 77H208V79H209ZM50 79V78H49ZM105 79V78H104ZM128 79H131V77L130 78H128ZM128 79H126V80H128ZM143 80H144V78H142ZM154 79V77L152 76V80ZM153 80V82H152V84L153 83H155L157 80V82L156 83H160V82H162V81H160L159 82V78H157L156 80ZM167 79H169L168 77H167ZM166 79V81H168ZM179 79L181 80L182 78L181 77H179ZM179 79H174V80H176V81H174V84H175V82H176V87H175V85L173 84V81H172V85H171V83H169L170 85L168 86V83L166 84V86H168V88L169 87H171V88H181V87H178V85L181 83V81H183L184 79H182L181 81H178ZM4 80V81H5ZM74 80V79H73ZM114 80V79H113ZM120 80H122V79H120ZM143 80H141V82L143 81ZM170 80V79H169ZM206 80H207V78H206ZM222 80V79H221ZM235 80V79H234ZM3 81V82H4ZM8 81V80H7ZM7 81H5L6 83H7ZM101 81L103 82V80H102V78H101ZM109 81H111V80H109ZM108 80L106 81V82H109ZM134 81V80H133ZM133 81H130V82H132L133 83ZM139 81V80H138ZM147 81V82H146ZM148 81H149V79L148 80H145V83L147 84L148 83ZM155 81V82H154ZM177 81L178 82H180L179 84L177 83ZM185 81H187V80H185ZM2 81L0 80V90L3 92V90L4 89H6V85L7 84H5V82L4 83H1ZM49 84H48V83ZM50 82H51V80H50ZM75 82V81H74ZM73 82V83H74ZM100 82V81H99ZM99 82H98V85H99ZM112 82V81H111ZM125 82V81H124ZM140 82V81H139ZM140 82V83H141ZM163 82H164V80H163ZM234 83H235V81H233ZM61 83V84H60ZM101 83V82H100ZM114 84H115V82H113ZM136 83V82H135ZM223 83H225V82H223ZM230 83H231V81H230ZM5 84V85H4ZM61 85L60 87L58 86V85ZM102 84V83H101ZM105 84V83H104ZM108 84V83H107ZM111 84V83H110ZM134 84V83H133ZM146 84H143L144 85V87L146 86ZM149 85H151L150 83H148ZM158 84H157V86H158ZM161 84V83H160ZM237 84V83H236ZM4 85V86H3ZM112 85V84H111ZM125 85V84H124ZM127 85V84H126ZM137 85V84H136ZM136 85L134 84L133 86H135L136 87ZM161 85H163V84H161ZM183 84L181 83V85L180 86H182ZM189 85H191L190 83H189ZM188 85V86H189ZM227 85V84H226ZM230 85V84H229ZM231 85H232V83H231ZM230 85V86H231ZM234 85V84H233ZM233 85H232V87H233ZM101 85H100V87H102ZM113 86V85H112ZM130 86H132V84H130ZM137 86H139V85H137ZM140 86H141V84H140ZM153 86H154V84H153ZM184 86V85H183ZM193 86H195V85H193ZM192 86V87H193ZM221 86H223L222 85V83H221ZM7 87H8V85H7ZM95 87V88H94ZM128 87V86H127ZM142 87V86H141ZM148 87H150V86H148ZM158 87H160L161 88V86H158ZM157 87V88H158ZM235 88L236 87H238V85H236V86H234ZM19 88H17L19 91H20V89ZM113 88V87H112ZM126 88V87H125ZM164 88V90H162V92L163 91H165V93H167V91L165 90V87H164V85H163V87H162V89ZM183 88H186L185 86L183 87ZM195 88V87H194ZM44 89V90H43ZM51 89H48V91L49 90H51ZM80 89V88H79ZM94 89V90H93ZM116 89V88H115ZM138 89V88H137ZM136 89V91H139V90H141V88H139V90H137ZM148 89V88H147ZM178 89H177V91H178ZM8 90H11L10 88L8 89ZM7 89H6V91H8ZM17 90V92H19ZM21 90V91H22ZM107 90H109L110 91V88L108 89V86H107ZM145 90H146V88H145ZM161 90V89H160ZM170 90H173V89H170ZM182 89H180V91H181ZM219 90V89H218ZM221 90V89H220ZM55 91V92H56ZM90 91L91 92H93V93H90ZM130 90H127V94L128 95H130L129 96V98L132 96L131 95V93L129 92ZM131 91H135V89H133V90H131ZM175 91V90H174ZM183 91V90H182ZM5 92V91H4ZM4 92H3V94H2V96H4L5 94H4ZM23 92V93H24ZM30 92V93H29ZM31 92H33V93H31ZM74 92V91H73ZM75 92H77V91H75ZM141 94L139 95L138 93V96L140 97V99H139V97L138 98H136V95L137 94H135V93H133L134 95H135V99H139V100H133L134 102H137L138 103V106H139V108H141V109H144V110H147V108L148 107H150L149 105H147L150 101V99H148L149 98V96H148V98H146L147 96L146 95H144L145 96V98H146V100H148L147 102H146V100H144L143 99V101H144V103H143V101H142V98L144 97L143 95H142V91H139ZM146 92V91H145ZM6 93V92H5ZM22 93V92H21ZM22 93V94H23ZM30 95H29V94ZM45 95H44V94ZM104 95H107V96H104ZM106 93V94H105ZM109 93V94H108ZM125 92H124V94H126ZM164 93V92H163ZM165 93L164 94H162V93H160V94H162V96L164 95V100L165 99H167L168 97V99H167V103H166V105H167V108L168 109H170V108H172V106L173 105H177V106H173V108L174 107H176V109L177 110H179V107H178V104L176 103V104H173V103H175L176 102V99H178L179 98V96L177 97V96H174V97H177V98H174L173 97V94L175 95V93H173V92H168L167 93V95L165 96ZM169 93H170V95L171 96H169ZM172 93V94H171ZM230 93V92H229ZM0 94H1V92H0ZM21 94V95H22ZM35 94V93H34ZM49 94V93H48ZM52 94H53V92H52ZM58 93H57V95H55V96H58L59 95ZM91 94H92V97L93 98H91L90 96H91ZM100 94H102V95H100ZM126 94V95H127ZM144 94V93H143ZM146 94H147V92H146ZM226 94H228L227 92H226ZM232 95H234L233 94V92L231 93ZM216 95H218V94H216ZM2 96H1V98H2ZM12 96V95H11ZM46 96V97H45ZM50 96V95H49ZM110 96V97H109ZM141 96H143V97H141ZM150 96H152L151 98H152V100L155 102H153V104L155 105V106H157L158 107V105H159V100L158 99H156L157 97L155 96V95H151L150 94ZM230 96V95H229ZM53 97V96H52ZM51 97V98H52ZM85 97H87V95H86V93H85ZM101 97H103V98H101ZM159 97V96H158ZM167 97V98H166ZM170 97H172L171 99H170ZM215 97V96H214ZM221 97V96H220ZM219 97V95H218V98L217 99H219L220 98ZM9 98V97H8ZM11 98V97H10ZM30 98V99H31ZM103 99V101H101V99ZM106 98V99H107ZM120 98V99H119ZM117 97V100L119 99L120 101L122 100V101H124L121 97ZM153 98H155V100L153 99ZM181 98V97H180ZM179 98V99H180ZM184 99H185V97H183ZM183 98H181V99H183ZM7 99V98H6ZM57 99V98H56ZM55 99V100H56ZM105 99V100H106ZM107 99V100H108ZM130 99H132V98H130ZM161 99V98H160ZM173 99L175 100V102L173 101ZM212 99V98H211ZM216 99V98H215ZM214 98L212 99L213 101L215 100ZM223 99V98H222ZM35 100H38V101H36V103L34 102ZM81 100V99H80ZM83 100V99H82ZM90 100H92V101H90ZM106 100V101H107ZM111 100V99H110ZM110 100H108L109 101V103H110ZM164 100H162V102L164 101ZM170 100V101H169ZM220 100V99H219ZM54 101V100H53ZM57 101V100H56ZM107 101V102H108ZM132 101V100H131ZM131 101H130V103H131ZM132 101V102H133ZM157 101H159V102H157ZM169 101V102H168ZM173 101V103H171ZM181 102H183V100H180ZM185 101H187L186 99H185ZM184 101V102H185ZM43 102H45V103H43ZM72 103H73V100L71 101ZM81 102V101H80ZM158 103V105H157V103ZM161 102V103H162ZM165 102V101H164ZM163 102V105H165V103ZM178 102V101H177ZM251 102V101H250ZM255 101H253V103H254ZM43 103V104H42ZM56 103V102H55ZM118 103H119V101H118ZM118 103H116V105H118ZM129 103V104H130ZM137 103H136V105H137ZM143 105V107H142V105ZM146 103V105H145V107H144V104ZM151 103V102H150ZM187 103H188V101H187ZM187 103H184V105L185 104H187ZM51 105H52V103H50ZM63 104V105H62ZM68 104H69V102H68ZM104 104L106 105V104H108V103H106V102H104ZM110 104H112V103H110ZM121 103H119V107L120 106H125V107H127L126 105H124L123 103L120 105ZM172 104V105H171ZM191 103H189V105H190ZM239 104V103H238ZM71 105V104H70ZM70 105H68V106H70ZM88 105V106H89ZM103 105V104H102ZM109 105V104H108ZM113 106V108L114 109H116L117 110V108H118V106H116L115 105V102H114V104H112ZM154 105H151L152 106V108H153V112L156 110V112L157 111H159V110H161V107H160V105H159V107H160V109L158 108L157 109V107H155ZM166 105L165 106H163L164 108L166 107ZM170 105V107H168ZM73 108H70L71 110L73 109L74 110V108L76 107L75 106V104L73 103ZM72 106H70V107H72ZM75 106V107H74ZM107 106V105H106ZM141 106V107H140ZM147 106V107H146ZM182 105H180V107H181ZM186 106V105H185ZM185 106H183V107H185ZM190 106H192V105H190ZM188 107V106H186V108L187 109H183V107H181V110H185L186 112H187V110H188V108H195V107H197V106H195L194 104H193V106H195V107ZM202 106V105H201ZM52 107V106H51ZM90 107V106H89ZM109 109H110V107H111V105H110V107L109 106H107ZM122 107H121V109H120V111L118 110V112H123L126 108L125 107H123V109H122ZM162 107V108H163ZM178 107V108H177ZM53 108V107H52ZM138 108V107H137ZM166 108V109H167ZM172 108V109H173ZM199 108H201V107H199ZM204 106H203V108H201V111H202V113H201V111H198V113H200L201 115L202 114H204L203 113V111H204ZM209 107H207V109H206V115H208V117H209V115L210 114H207V112L209 111L210 113H212L210 116H212L213 115V117H214V114H213V112L215 113V111H213L212 110V108H210L211 109V111H210V109H208ZM58 109V110H59ZM69 109V108H68ZM68 109H66V112L65 113H67L68 111ZM105 109V108H104ZM119 109V108H118ZM129 109V108H128ZM128 109H126L127 111H128ZM155 109V110H154ZM165 109V110H166ZM171 109V110H172ZM175 109V110H176ZM124 111V112H126V113H124V114H126V115H128V113H127V111ZM171 110H169V111H167V114L169 115V117L168 118H170V119H168L169 120V122H170V120H172V122H170V123H174L175 122V120L176 121H179V119H180V111H177V112H175V113H177V115L179 116V119H178V117H176L177 115L175 114L174 116H172L173 115V113H171V112H174L173 110L171 111ZM194 109H192V110H190V111H188V113H190L191 115H192V111H193ZM198 110V108H196V110H195V112ZM208 110V111H207ZM57 111V109H55V112ZM104 111H106V110H104ZM149 112H151L150 110H148ZM162 111V110H161ZM161 111H159V112H161ZM36 112V113H35ZM51 112V111H50ZM52 112H54V111H52ZM60 112H64V111H60ZM59 112V113H60ZM156 112H154L155 114H157V116H158V113H156ZM170 114H172V115H170ZM182 112V111H181ZM186 112H184V113H182V114H184L185 115V113ZM208 112V113H209ZM38 113H40V112H38ZM49 113V112H48ZM58 113V112H57ZM162 113V112H161ZM160 113V114H161ZM194 113V112H193ZM197 113V114H198ZM187 114V113H186ZM196 114V113H195ZM199 114V115H200ZM27 115V116H26ZM28 115L31 117L30 119L28 118ZM41 115H42V113H41ZM62 115H64V114H62ZM65 115H67V114H65ZM64 115V116H65ZM72 115V114H71ZM76 114H74L73 113V116H75ZM152 115V114H151ZM161 115H163V113L161 114ZM199 115L198 116H195V117H198L197 119H199L200 117H199ZM215 115H216V113H215ZM217 115H219V113H217ZM215 116V118H216V120H217V117L218 116ZM33 116H35L36 118H34ZM64 116H61V117H64ZM186 116H188V114L186 115ZM224 116H226L225 114H224ZM33 117V118H32ZM69 117H70V115H69ZM69 117H64L65 119H64V121L67 119V118H69ZM120 117H122L121 116V114H120ZM153 116H151V118H152ZM171 117H172V119H171ZM176 118V119H174V118ZM190 117V116H189ZM203 117H205V114H204V116ZM161 118V117H160ZM206 118V117H205ZM209 118H211V119H215V118H212V117H209ZM219 118H221L220 117V115H219V117H218V122H220V121H226L225 119H219ZM231 118V117H230ZM230 118L228 119V122H232L233 124H234V122L232 121V120H230ZM70 119V118H69ZM82 119V118H81ZM195 120L196 118H193L192 117V120ZM48 120V121H47ZM71 120H72V118H71ZM70 120V121H71ZM157 120V119H156ZM155 120V121H156ZM181 120V119H180ZM193 120V121H194ZM209 119L208 118H206V121H208ZM216 120H214V121H216ZM230 120V121H229ZM61 121V120H60ZM67 121V120H66ZM151 121V120H150ZM159 121H160V119H159ZM185 121V120H184ZM196 121V120H195ZM200 121V120H199ZM222 121V122H223ZM71 122H73V121H71ZM147 122V121H146ZM198 122V121H197ZM209 122V121H208ZM221 122V123H222ZM67 123V122H66ZM91 123V122H90ZM169 123V124H170ZM176 123H178V122H176ZM176 123H175V126H173V127H178V126H176ZM181 123V122H180ZM184 123V122H183ZM185 123H189V122H185ZM199 123L200 122H198L196 125H199ZM201 123L203 124V122H202V120H201ZM213 123V122H212ZM226 124L227 122H223V124ZM231 123V124H232ZM68 124V123H67ZM72 124V123H71ZM75 124V123H74ZM82 124H83V122H82ZM85 124H87V123H85ZM96 124H97V122H96ZM149 124V123H148ZM182 124V123H181ZM180 124V125H181ZM232 124V125H233ZM70 125V124H69ZM90 124H88L87 126L86 125H84V126H86L87 127V129H82L83 130V132H82V130H81V132L83 133H81L80 131V133L82 134H80L79 132H77L80 136H82L81 137V139L83 140V137H85V135H84V132L85 131H90V133L88 134L87 133V135H86V138L87 137H89V136H91L92 137V139H91V137L89 138V139H87L88 140V142L90 141V143H92V147H94V144L96 143H98L97 141H99V143H100V140L99 139H101V137H104V136H101V137H97V139H96V137L95 138H93V136L95 135L94 133H93V131L91 130V128L93 127L92 125H94L93 123L89 126ZM151 125V124H150ZM154 125H156V124H154ZM164 125V124H163ZM179 125V126H180ZM182 125H184V124H182ZM181 125V126H182ZM75 126V125H74ZM74 126H68V127H74ZM92 126V127H91ZM158 126V125H157ZM187 126V125H186ZM89 127H91L90 129H88ZM96 127V126H95ZM159 127V126H158ZM164 127H165V125H164ZM172 127V126H171ZM171 127H169V129L171 128ZM188 127V126H187ZM94 128V127H93ZM97 128V127H96ZM102 128V127H101ZM176 128H174V130H173V128H171L170 130L173 132V131H175V129ZM182 128V127H181ZM185 129H186V127H184ZM76 129H77V131L78 130H80V129H78V127L76 126ZM76 129H74V130H76ZM95 129V128H94ZM93 129V130H94ZM99 129V128H98ZM154 129V128H153ZM168 129V127H167V129L166 130H169ZM178 129V131H179V127L177 128ZM183 129V128H182ZM74 130H72L73 132H74ZM106 130V129H105ZM166 130H164V131H166ZM192 130H193V128H192ZM195 130V129H194ZM193 130V132L192 133H194L193 134V136H200V134L199 133H197V131H194ZM103 131V130H102ZM109 131V130H108ZM160 131V130H159ZM191 131V130H190ZM70 132V131H69ZM177 132V131H176ZM195 132H196V134H195ZM205 132V131H204ZM91 133H93V134H91ZM153 133H154V131H153ZM160 133V132H159ZM169 133H171V132H167V134H169ZM177 133H179V132H177ZM180 133H181V131H180ZM226 134H227V132H225ZM71 134H73V133H71ZM99 134V133H98ZM97 134V135H98ZM166 134V135H167ZM172 134H174V133H172ZM203 134V133H202ZM201 134V135H202ZM229 134V133H228ZM227 134V135H228ZM74 135H77V134H75V132H74ZM89 135V136H88ZM106 135V134H105ZM118 135V134H117ZM120 135V134H119ZM155 135H156V132H155ZM178 135V134H177ZM107 136H109V135H107ZM106 136V137H107ZM111 136V135H110ZM192 136V135H191ZM195 136V137H196ZM207 136V135H206ZM206 136L205 135H203V136H201V137H204V138H199V137H196V139L197 140H200L199 141V143H201L202 144V142L206 139ZM224 136V135H223ZM230 136V135H229ZM69 137V138H68ZM74 137V136H73ZM120 137V136H119ZM169 137L171 138V139H173V137H177L176 139H173L174 141L176 140L177 141V139H179L178 138V136H176V134H174V136L173 135H169ZM167 138L168 139V141H169V139L170 138ZM184 137H185V135H184ZM65 138H67V139H65ZM110 138V137H109ZM129 138V137H128ZM158 138V137H157ZM199 138V139H198ZM221 138V137H220ZM85 139V138H84ZM106 139V141H104ZM108 138H104V142H103V144H102V142L98 145H96L95 147L98 149H96V151L97 152H99V147L100 148H102L101 150H103V149H105L106 147V149L108 150V151H112V149H108V148H112V146H110V142H109V140H107ZM112 139H113V137H112ZM112 139H110V140H112ZM120 139V138H119ZM131 139H133L132 137H131ZM159 139V138H158ZM166 139V138H165ZM182 139H183V137H182ZM185 139V138H184ZM183 139V140H184ZM225 139H227V136H225ZM67 140V145H68V141ZM122 140V139H121ZM124 140H128V139H126V138H124ZM172 140V142H174ZM181 140V139H180ZM62 141V143H64L63 142V140H61ZM71 141L73 142L74 140H73V138H71ZM70 141V142H71ZM95 141V142H94ZM108 141V144L106 143ZM185 141V140H184ZM183 141V142H184ZM188 141H190V143H191V141H193V140H188ZM187 141V139H186V141L185 142H188ZM86 142V141H85ZM85 142L83 141V143L85 144ZM87 142V143H88ZM171 141H169V144L171 145V143H170ZM178 142H181V141H178ZM184 142V144H186ZM194 142H195V140H194ZM223 142H225L224 141V139H223ZM128 143L130 144V142L128 141ZM127 143V144H128ZM175 143V142H174ZM172 144V146H171V148H172V150L175 148L176 149V145L175 144ZM182 143V142H181ZM180 143V145L181 146H183L182 144ZM217 143H218V145H217ZM222 141L220 142V144H219V140H217V142H216V145H215V147L217 146H221L222 144ZM69 144H71V143H69ZM73 144V143H72ZM109 145V147L107 146V145ZM128 144V145H129ZM132 144V143H131ZM189 143H187V145H186V147L188 148V149H190V150H188L187 152H189L190 154H191V152L194 150H192V148L190 147V146H194V148H196L195 147V145L197 146V144H194L193 145V143L192 144H190V146L188 145ZM201 144H200V146H201ZM88 145V144H87ZM87 145H85L86 147H89L90 148V146H87ZM90 145V144H89ZM104 145H106V147L104 146ZM136 145V144H135ZM169 145V146H170ZM203 145V144H202ZM61 148H60V147ZM70 145H68V147H69ZM71 146H73V145H71ZM84 146V147H85ZM102 146V147H101ZM127 146V145H126ZM130 146V145H129ZM134 146V145H133ZM137 146V145H136ZM175 146V147H174ZM189 146V147H188ZM220 146L218 147V148H220ZM223 146V145H222ZM83 147V148H84ZM85 147V148H86ZM105 147V148H104ZM132 147V146H131ZM174 147V148H173ZM184 147V146H183ZM186 147H185V150H186ZM70 148V147H69ZM125 148V147H124ZM87 149V148H86ZM178 150H179V148H177ZM215 149V152L216 151H218V149L217 148H214ZM91 150V149H90ZM100 150V154H102L103 152H105L104 150L103 151H101ZM176 150V153L178 154V152H179V154L181 155L180 157H182V155H184V152L182 151V150ZM63 152V153H61L62 155H61V157H60V159H58V161L60 162V163H62V164H59V162H57L56 164H55V162L53 163V164H55V167H53L54 168V170H53V168H52V170H51V168L50 167H48V165H47V159H49L50 160V157H52L53 156V158L54 157H56L57 156V153L58 152ZM84 151V150H83ZM95 151V150H94ZM108 151H106L104 154H102L103 155V157L104 158H106V156L107 157H110V156H108V154L106 155V153H108ZM134 151H136V150H134ZM195 152H199V151H197V148H196V150H194ZM86 153H87V151H85ZM89 152H90V154H92V151H89V149H88V155L90 156V154H89ZM109 152V153H110ZM115 152V151H114ZM140 152V151H139ZM211 152H213V151H211ZM219 152V151H218ZM218 152H216V153H218ZM86 153H84V157L85 158H88L89 159V157L86 155ZM94 153V152H93ZM123 153V152H122ZM182 153V154H181ZM200 153V152H199ZM203 152H201L200 154H202ZM116 154V153H115ZM186 154V153H185ZM189 154V155H190ZM194 154H196L197 156H198V154L197 153H194ZM112 155V154H111ZM188 155V154H187ZM58 156H60V155H58ZM58 156L56 157V160H57V158H58ZM91 156H93V155H91ZM90 156V157H91ZM114 156V155H113ZM112 156V157H113ZM117 156V155H116ZM120 156V155H119ZM186 156V155H185ZM185 156H183V158L184 159H187V158H185ZM193 156V155H192ZM191 156V157H192ZM195 156V155H194ZM83 157V158H84ZM95 157V156H94ZM97 157V156H96ZM99 157V156H98ZM190 157V158H191ZM199 157H201V156H199ZM198 157V158H199ZM62 158H64L65 159V161L63 162V160H62ZM92 159H93V157H91ZM90 158V159H91ZM202 158V157H201ZM73 159H76V157H74ZM81 159H82V157H81ZM62 160V161H61ZM85 160H87V159H84V161H83V163L85 162ZM95 160V159H94ZM94 160H90V162H88V164H91L90 166L87 164V167L86 168H84V167H80L81 166V164L79 163H77V166H78V168H80V170H82L83 168L86 170L87 168H93L94 166H95V164H94ZM103 160V159H102ZM152 160V159H151ZM188 160H190V159H188ZM202 160V162L203 161H205L203 158L201 159ZM201 160H199V161H201ZM54 161H55V159H54ZM87 161H89V160H87ZM194 162L196 161V160H193ZM198 161V160H197ZM196 161V162H197ZM52 162V161H51ZM50 162V163H51ZM69 163V165H70V163H71V166H69L68 164L67 165H65V163ZM76 162V161H75ZM82 162V161H81ZM93 164H92V163ZM97 162V161H96ZM103 162V161H102ZM151 162V161H150ZM206 162V161H205ZM124 163V162H123ZM199 163V162H198ZM204 163V162H203ZM203 163L201 164V165H203ZM207 163V165H208V162H206ZM52 164V163H51ZM97 165V164H96ZM137 165H139V164H137ZM210 165V164H209ZM209 165H208V168H209ZM4 166V167H3ZM51 166V165H50ZM53 166V165H52ZM66 166H68V167H66ZM82 166H84V165H82ZM89 166V167H88ZM130 166V165H129ZM135 166V165H134ZM133 166V167H134ZM204 166H206V164L204 165ZM141 167V166H140ZM58 168H60V169H58ZM125 168H129L128 166L127 167H125ZM124 168V169H125ZM131 168V167H130ZM136 168V167H135ZM69 169V170H70ZM98 169V168H97ZM138 169H140L139 168V166H138V168L136 169V170H138ZM92 170V169H91ZM94 170L95 169H93L92 171L94 172ZM133 170V169H132ZM131 170V171H132ZM144 170L143 169V167H141V169H140V172H138L137 171V173H135V176H136V174H138V176H142L143 174H142V171ZM65 171H68L67 169L65 170ZM84 171V170H83ZM87 171V170H86ZM95 171H97V170H95ZM106 171V170H105ZM125 171H126V169H125ZM130 171V170H129ZM128 171V172H129ZM69 172V171H68ZM103 172V171H102ZM107 172V171H106ZM112 172V175H113V171H111ZM111 172L109 173V175H108V180H109V182L110 183H112V181L114 180V179H117V178H114V175L112 176L111 175ZM133 172H136V171H132V172H129V173H131V174H134ZM144 172V171H143ZM198 172V171H197ZM63 172H61V174H62ZM89 173V172H88ZM92 173V172H91ZM91 173H89V174H87V176L88 175H91ZM99 173V172H98ZM117 173H119V171H117ZM129 173H128V176L126 177V178H128L129 179V177H131L130 175H129ZM139 173H141L142 175H139ZM6 174H8V175H11L12 176V178L11 177H9V179L11 178V180L12 179H15V183L14 182H11V180L9 181L8 179V181L11 183L8 187L7 186H5L4 184H5V179L3 178V176H5ZM60 174V175H61ZM64 174H66V172L64 173ZM81 174V175H80ZM94 174H96V172H94ZM106 174H108V172L106 173ZM106 174H104V175H106ZM120 174H122V172L120 173ZM2 175V176H1ZM77 175H80L79 177L80 178H82V176H84V174L82 175V173H80L79 172V174H78V172H77ZM76 175V176H77ZM86 175V174H85ZM99 175V174H98ZM100 175H102V174H100ZM124 175V174H123ZM263 175H264V173H263ZM69 176H70V174H69ZM110 176V177H109ZM125 176V175H124ZM133 176V175H132ZM7 177V176H6ZM79 177L77 176V180L79 179ZM91 178H92V176H90ZM89 177V178H90ZM94 177H97V176H94ZM93 177V178H94ZM106 177V176H105ZM112 177L114 178L113 180H112ZM119 177L121 178V179H118L119 180V182L121 183V182H125L127 179H125V177L123 178V176L122 175H119ZM118 177V178H119ZM143 177V179H144V177H146L145 176V174H144V176H142ZM61 178H63V177H61ZM88 179V177H87V179L88 180H93V179ZM99 178V177H98ZM110 178H111V180H110ZM136 179H134V177L132 178V179H134V180H138L137 179V177H135ZM139 178V177H138ZM56 179H57V181H56ZM64 179V178H63ZM62 179V180H63ZM72 179V178H71ZM74 179H76V177H74ZM86 179V178H85ZM86 179V180H87ZM95 179V178H94ZM105 180V181H108V180ZM122 179H124V180H122ZM147 179V178H146ZM154 179V178H153ZM152 179V180H153ZM156 179V178H155ZM155 179H154V181H155ZM68 180V179H67ZM86 180H85V182H83V184L85 185V184H88V183H90L91 181H87V183H86ZM118 180H115V183L118 181ZM120 180H122V181H120ZM151 180V182L153 183L154 181H152ZM166 180V179H165ZM172 180V179H171ZM12 181H14V180H12ZM74 181V180H73ZM96 181V180H95ZM128 182L127 183H129V181H130V179L129 180H127ZM144 181H145V179L144 180H142V182L144 183ZM149 181V180H148ZM173 181V180H172ZM171 181V182H172ZM59 182V181H58ZM68 182V181H67ZM82 182V181H81ZM81 182H79V183H81ZM98 182V181H97ZM97 182H94L93 184H95V183H97ZM118 182V183H119ZM123 182V183H124ZM162 182V181H161ZM166 182V181H165ZM167 182H168V180H167ZM169 182H170V180H169ZM4 183V184H3ZM61 183V182H60ZM72 183H74V182H72ZM78 183V182H77ZM100 183V182H99ZM105 183H108V182H105ZM104 183V185L106 186V184ZM113 183H114V181H113ZM119 183V184H120ZM127 183H124V184H127ZM138 183L140 184V181L138 180ZM142 183V184H143ZM154 183H158V181H156V182H154ZM151 184L150 183V185H151V187H152V189L154 190V188H153V186L155 185V188L157 187V189H158V186H156V184ZM12 184L14 185L13 187H11L10 188V186H12ZM59 184V183H58ZM91 184V183H90ZM117 184V183H116ZM159 184V183H158ZM157 184V185H158ZM74 185H76V184H74ZM92 185V184H91ZM96 185H99V184H96ZM111 185V184H110ZM122 185V184H121ZM160 185V184H159ZM78 186V185H77ZM81 186L83 187V185L81 184ZM87 186V185H86ZM89 186V185H88ZM87 186V187H88ZM93 186H95V185H93ZM101 187H102V189H100V187H96L95 188V191L96 190H98L99 191V193H100V191L101 190H103L104 188H103V185H100ZM125 186V185H124ZM123 186V187H124ZM128 186V185H127ZM148 185H146L145 187H147ZM85 187V186H84ZM89 187H91L92 188V186H89ZM108 187V186H107ZM74 188V187H73ZM139 190H140V188H139ZM145 189H142V191H144ZM156 190V189H155ZM154 190V191H155ZM94 190H93V194H95L96 192H95ZM105 191V189L103 190V192ZM138 191V190H137ZM148 191H150V190H148ZM261 191H262V189H261ZM264 191V190H263ZM102 191H101V193H103ZM106 192L107 191H105V194H106ZM145 193L144 194H146L147 193V191L145 190L144 191ZM151 192L153 193V191L151 190ZM151 192H150V194H151ZM162 192V191H161ZM49 193V192H48ZM53 193V192H52ZM100 193V198H98V193H96L97 195H94L95 197H97L98 199H99V201H98V199H96L97 200V202H98V205L100 204L99 202H101L102 203V194ZM140 193V192H139ZM149 193V192H148ZM54 194V193H53ZM69 194V193H68ZM72 194V193H71ZM91 194H92V192H91ZM90 194V196H93V194L91 195ZM104 194V193H103ZM156 194H157V192H156ZM175 194V193H174ZM264 194V193H263ZM70 195V194H69ZM173 195V194H172ZM254 195V194H253ZM257 195V194H256ZM259 195V194H258ZM257 195V196H258ZM47 196V195H46ZM93 196V197H94ZM102 196V197H101ZM105 196V195H104ZM137 196H138V194H137ZM142 196V195H141ZM145 196V195H144ZM147 196H149V195H147ZM161 196V195H160ZM260 196V195H259ZM42 197V198H43ZM58 197V196H57ZM56 197V198H57ZM143 197V196H142ZM142 197H140V198H142ZM153 197V196H152ZM252 197H254V196H252ZM261 198H260V200H262L263 201V205H264V195H262V196H260ZM89 198V197H88ZM145 198H146V196H145ZM156 198H158L157 196H156ZM174 198V197H173ZM7 199H8V201H7ZM10 199L14 202V203H16L18 206V211H17V213L15 214V212H14V210L16 211L17 210V207L12 203V206H14L15 208H13L12 206V211L11 210H9V204H10ZM34 199V200H35ZM40 199L41 198H39V202H41L40 201ZM144 199V198H143ZM37 200H35V201H37ZM159 200V199H158ZM248 200H250V199H248ZM260 200H259V202H260ZM3 201H6V202H3ZM37 201V202H38ZM104 201H106V200H104ZM145 201V200H144ZM147 201V200H146ZM182 201V200H181ZM7 202H8V204H7ZM38 202V203H39ZM88 203H90L89 204V206L91 207V206H93V204L91 205V202L92 201H87ZM86 202V203H87ZM160 202V201H159ZM258 202V204H260ZM31 203V202H30ZM36 203V202H35ZM87 203V204H88ZM93 203V202H92ZM106 203V202H105ZM138 203V202H137ZM41 204V203H40ZM163 204V203H162ZM174 204V203H173ZM181 204H183V202L181 203ZM180 204V205H181ZM188 204V203H187ZM186 203H185V205H187ZM257 204V203H256ZM29 205V206H28ZM106 205H108V204H106ZM164 205H166V204H164ZM164 205L162 206V207H164ZM177 205V204H176ZM36 206V205H35ZM38 206H40L39 204H38ZM37 206V207H38ZM84 206V205H83ZM82 206V208H85V207H83ZM142 206H144V205H142ZM170 206V205H169ZM169 206H168V208H169ZM178 206V205H177ZM184 206V205H183ZM190 206V205H189ZM188 205L186 206V207H189ZM254 206V205H253ZM259 206V205H258ZM262 206V205H261ZM81 207V206H80ZM103 207H105L104 205H103ZM102 207V208H103ZM243 207H245L244 205H243ZM255 207H257V205L255 206ZM34 208V207H33ZM87 208V207H86ZM95 208H96V205H95ZM101 208V209H102ZM144 208H145V206H144ZM147 208V207H146ZM146 208H145V210H146ZM166 208V207H165ZM167 208V209H168ZM259 208V207H258ZM257 208V209H258ZM91 208H88V210H86L87 212H88V214H89V210H90ZM93 209V208H92ZM104 209V208H103ZM185 209V208H184ZM183 209V210H184ZM189 211H192V209L190 208H187ZM187 209H185V210H187ZM248 209V208H247ZM73 210V209H72ZM76 210H78V209H76ZM76 210H73V211H76ZM81 210V211H80ZM93 210H95V209H93ZM96 210L98 211V209L96 208ZM95 210V211H96ZM140 210H142V208L140 209ZM145 210H144V214H145ZM245 210V209H244ZM253 210V209H252ZM4 210H2V212H3ZM11 211V212H10ZM71 211V210H70ZM73 211H71V212H69L70 214H68L67 213V215H71L72 217L75 215V213H77V212H80L81 213V216L83 217L85 214H84V212H85V209H84V211L81 209V208H79V210L78 211H76V212H74V214L72 215V213H73ZM83 211V212H82ZM180 211H181V208H180ZM179 211V212H180ZM39 212V211H38ZM90 212H92V210H90ZM111 212V211H110ZM143 212V211H142ZM172 212H174V211H172ZM182 212V214L181 215H183V221H185L184 220V218H187L186 217V212L184 213L183 211H181ZM188 212V211H187ZM246 212V211H245ZM80 213H79V215H80ZM95 213V212H94ZM141 213V212H140ZM7 214V213H6ZM13 214H15V215H13ZM36 214V213H35ZM38 214H40V213H38ZM38 214H36L37 216H38ZM96 214V213H95ZM106 214V213H105ZM143 214V213H142ZM150 214H151V211H150ZM171 214V213H170ZM175 214V213H174ZM173 214V215H174ZM185 214V215H184ZM254 214V213H253ZM41 215H43V212L41 213ZM78 215V216H79ZM146 215V214H145ZM169 215V214H168ZM167 215V216H168ZM189 215V214H188ZM187 215V216H188ZM70 216V217H71ZM90 216V214L88 215V217ZM94 216H96V215H94ZM98 216H99V214H98ZM98 216H96L97 218H98ZM141 216H143V215H141ZM147 216H148V214H147ZM166 216V215H165ZM167 216H166V218H167ZM172 216V215H171ZM185 216V217H184ZM232 216V215H231ZM7 217V216H6ZM5 217V218H6ZM11 217V216H10ZM13 217H11L10 219H13ZM32 217H34L33 219H31L32 221H30L29 219L30 218H32ZM40 217V216H39ZM76 217V216H75ZM80 217V216H79ZM78 217V218H79ZM87 217V218H88ZM149 218H150V216H148ZM148 217H147V221L145 220V224H149L154 218H153V216L151 217V218H153V219H148ZM175 217V216H174ZM177 217V216H176ZM0 218H2V217H0ZM41 218H42V216H41ZM108 218V217H107ZM107 218L105 217V219L107 220ZM230 218V217H229ZM9 219V220H10ZM19 219H18V221H19ZM68 219V218H67ZM82 219H85V218H82ZM81 219V220H82ZM145 219V218H144ZM162 219V218H161ZM171 219V218H170ZM177 219V218H176ZM262 219V218H261ZM2 219H0V221H1ZM14 220V219H13ZM38 220V219H37ZM36 220V221H37ZM76 220V219H75ZM75 220H73V221H75ZM80 220V219H79ZM81 220L80 221H78V219H77V223H76V221H75V223L74 224H72V225H75V226H77V224H81L82 225V222H81ZM98 220H99V218H98ZM150 220V221H149ZM169 220V219H168ZM11 221V220H10ZM40 221H42V219H40V220H38V224L36 223V226L34 225V224H32V225H30V226H33L34 225V227H38L37 225H39L40 224ZM71 221V220H70ZM149 221V222H148ZM158 221H160V220H158ZM170 221V220H169ZM171 221H173L172 219H171ZM171 221H170V223H171ZM180 221V220H179ZM233 221V220H232ZM5 222V221H4ZM14 222V224L17 222V220H16V222L15 221H13ZM13 222L11 223V222H9L10 224H13ZM81 222V223H80ZM126 222V221H125ZM148 222V223H147ZM157 222V220L155 221V219H154V221L152 222L153 223V225L151 224V226L152 227H154L155 229H158L159 230V232H156V234H158V233H160L161 234V232H163V230H161L160 231V227H158V228H156L157 227V225H159V224H157L156 223ZM163 222V220H161V222H159L160 224ZM231 222V221H230ZM106 223V230H110V231H108V232H110V233H108V235L109 236H111V237H113L112 235V233L114 232V229H115V227L113 226V223H110V220H109V222H108V224H107V222H105ZM109 223H110V225H109ZM127 223H128V225H129V227H131L130 226V222H128L127 221ZM154 223H156V224H154ZM165 223V224H164ZM164 227H167V223L164 221ZM2 224H3V222H2ZM6 224H7V222H6ZM13 224V225H14ZM66 224V223H65ZM68 224V223H67ZM66 224V225H67ZM163 224H161V225H163ZM171 224H173V223H171ZM254 224H256V223H254ZM70 225V226H69ZM68 226L69 227H71L72 225H71V223L69 224ZM109 225V226H108ZM111 225H112V227H111ZM150 225V224H149ZM180 225V224H179ZM178 225V226H179ZM231 225V224H230ZM2 226V225H1ZM7 226H9L10 227V225L8 224ZM75 226H72L71 228H73V227H75ZM80 228V231H82L81 229H82V226H80V225H78ZM108 226V227H107ZM143 226H145V225H143ZM176 226V225H175ZM4 227H6V226H4ZM9 227H8V229H9ZM66 228H67V226H65ZM147 227V226H146ZM145 227V228H146ZM151 227V229L149 230V231H152V229H154V228H152ZM169 227H171L170 225H169ZM168 227V228H169ZM105 228V227H104ZM112 230H111V229ZM132 228V227H131ZM148 228V227H147ZM172 228V227H171ZM2 229V228H1ZM4 229V228H3ZM7 229V230H8ZM22 230H23V227L21 228ZM68 229V232H70V235L72 234V230L70 229V228H67ZM70 229V230H69ZM144 229V228H143ZM163 229V228H162ZM167 229V228H166ZM20 231V230H18L19 232V234H17V235H19V236H16V237H19L18 239H21V237H22V232H26V231ZM127 230V229H126ZM133 230V229H132ZM148 229H146V231H147ZM171 230V229H170ZM170 230H169V232H170ZM30 231V232H31ZM63 230L61 229L60 230V232H61V235L63 236H60V233H59V236L60 237H62L63 239H67V237H65L64 235H68L69 236V233L68 234H65L66 233V231H64L65 233H64V235H63V232H62ZM111 231H113V232H111ZM119 231V230H118ZM117 231V232H118ZM168 231V230H167ZM173 231V230H172ZM171 231V232H172ZM12 232V231H11ZM33 232V231H32ZM117 232H116V234H117ZM152 232H154V231H152ZM152 232H148V235L150 234V233H152ZM173 232H174V234H173ZM172 233H169L170 235L171 234H173L174 236H175V231H173ZM179 232H181V231H179ZM27 233V232H26ZM29 233V232H28ZM27 233V234H28ZM77 233H78V231H77ZM2 234V233H1ZM1 234H0V236H1ZM31 234H33V233H29V235H31ZM34 234H36L35 233V231H34ZM33 234V235H34ZM92 234V233H91ZM122 234V233H121ZM127 234H128V231H127ZM142 234V233H141ZM147 234V233H146ZM163 234L164 233H162V238H163V240H165V242L163 241V242H161L162 241V239L160 240V242L161 243H163V244H165V246H167V245H170V243H173L174 241L173 240H171L172 239V236H168V235H166L167 237H165L164 238V236H163ZM166 234V233H165ZM164 234V235H165ZM177 234H178V232H177ZM181 234V233H180ZM8 235H11V234H8ZM24 235V234H23ZM74 235H76V234H74ZM118 235H120L119 233H118ZM150 235H152V234H150ZM149 235V238L150 237H153V236H150ZM179 235V234H178ZM177 235V236H178ZM37 236V235H36ZM35 235H34V237H36ZM93 236V235H92ZM115 236V235H114ZM127 237L128 238V236L126 235V233H124V237ZM158 236V235H157ZM6 237V236H5ZM15 237V238H16ZM25 237H26V234H25ZM25 237H24V239H25ZM70 237V236H69ZM75 237V236H74ZM91 237V236H90ZM89 237V238H90ZM110 237V242H113V246H117V248L116 247H114V248H116V249H118V246H119V244H117L116 242H119L118 240H116L115 242L113 241L114 239H112ZM125 237V238H126ZM136 237V236H135ZM148 237V236H147ZM156 237V236H155ZM159 237V236H158ZM161 237V236H160ZM176 237V236H175ZM14 238V239H15ZM28 238H30L31 239V237L29 236ZM61 238V239H62ZM87 238H88V236H87ZM88 238V239H89ZM116 238V237H115ZM149 238H147V239H149ZM30 239H27V242H28V240L29 241H31ZM35 239V238H34ZM62 239V240H63ZM65 239V240H66ZM74 239V238H73ZM87 239V241H89ZM92 239V238H91ZM90 239V240H91ZM156 239V238H155ZM155 239H149L148 241H149V244H147L146 246H148L150 249H148L149 251L145 254L144 253V255L145 256H139V259H141V260H143V259H145V258H148L149 256H151V257H153V255L154 256H156L157 254H159L161 251H162V249H164V245H162L163 246V248L161 249V248H159L160 246H161V244L159 245V243L158 244H156V242H158V241H155ZM235 239V238H234ZM9 240V239H8ZM22 240H23V237H22ZM36 240V239H35ZM123 240V239H122ZM135 240H136V238H135ZM238 240V239H237ZM19 241V240H18ZM21 241V240H20ZM25 241H26V239H25ZM24 241V242H25ZM64 241V240H63ZM67 241V240H66ZM75 241V240H74ZM125 241V240H124ZM240 241V240H239ZM242 241L243 240H241V244H242ZM1 242V241H0ZM8 242V241H7ZM6 242V243H7ZM16 242V241H15ZM15 242H12L13 244L15 243ZM23 241H21V242H18V244L19 243H21V244H23L24 243ZM27 242H25V243H27ZM62 242V241H61ZM65 242V241H64ZM90 243L92 242V241H89ZM143 243H144V241H142ZM151 242V243H150ZM237 242V241H236ZM5 243V244H6ZM31 243L32 242H29V243H27V244H30L31 245ZM33 243H34V241H33ZM33 243H32V247H33ZM67 243V242H66ZM66 243H64L63 244V248H64V245H66ZM90 243H88L86 246L88 247V249H89V246H90V251H92V248L91 247H93V244L92 245H90ZM126 243H128L127 241H126ZM136 243V242H135ZM148 243V242H147ZM4 244V245H5ZM13 244H11V245H13ZM21 244H19L18 245V247H16V248H18V252L16 251V253H14L13 252V254L15 255V258H14V256H13V258H8V260L6 259H4L5 261H9L10 262V264H22V262H23V260H25V259H27V257L26 258H24V259H22L23 257H25L26 256V254L27 253H29L30 251H32V252H30V253H32L33 254V252L35 253V251L36 250H38L37 248H32V249H30V245H28V246H30V247H28V246H26V245H24L23 244V246H24V248H23V250L21 249L22 247V245ZM35 244V243H34ZM38 244V243H37ZM116 244V245H115ZM121 244H122V241H121ZM125 244V243H124ZM129 244H131V243H129ZM16 245H17V243H16ZM128 245V244H127ZM37 246V245H36ZM68 245H66V247H67ZM123 246V245H122ZM235 246V245H234ZM4 247V246H3ZM2 247V248H3ZM13 247H14V245H13ZM21 247V248H20ZM26 247V248H25ZM124 247V246H123ZM240 247V246H239ZM1 248V249H2ZM10 248V247H9ZM16 248H14L15 250H16ZM113 248V250H115ZM121 248V246H119V249ZM125 248V247H124ZM131 248V247H130ZM14 249L12 250V251H14ZM19 249H20V251H23V255H24V252H26V254L22 257V256H20V258H21V261L22 262H20V260H17V259H19V255H17L16 256V254L18 253H21V252H19ZM24 249H28L27 251L26 250H24ZM34 249H36V250H34ZM64 249H66V248H64ZM76 249V248H75ZM122 250H124L123 248H121ZM120 249V250H121ZM165 249H166V247H165ZM236 249H239V248H236ZM235 249V250H236ZM7 251L9 250L8 248L6 249ZM6 250L4 251V252H2L3 254L6 252ZM97 250V249H96ZM120 250H118L117 251V253L119 252V255H122V253H120ZM121 250V252H123ZM125 250H126V248H125ZM144 250V249H143ZM2 251V250H1ZM10 252H12L11 250H9ZM29 251V252H28ZM39 251H40V249H39ZM64 251V250H63ZM66 251H67V249H66ZM66 251H64V255H68L67 253H66ZM95 251V250H94ZM110 251V250H109ZM145 251V250H144ZM143 251V252H144ZM164 251V250H163ZM237 251V250H236ZM239 251V250H238ZM10 252H7V253H9V256H12L13 254H11L10 255ZM37 253H38V251H36ZM41 252V251H40ZM89 251H87V253H88ZM140 252H141V250H140ZM234 252V251H233ZM37 253H35L36 255H37V257H39L38 255H39V253L37 254ZM66 253V254H65ZM80 253V252H79ZM124 253H128L127 251L126 252H123V255H124ZM135 253H137V251H135ZM6 254V253H5ZM35 254L34 255H31V254H28L29 256H33V257H35ZM90 253H88V255L87 256H89V257H92V256H90L89 255ZM139 254V253H138ZM7 255V257H9L8 256V254H6ZM63 255V256H64ZM123 255L121 256V257H123ZM126 255V254H125ZM141 255V254H140ZM1 256H3V257H5V255H1ZM0 256V257H1ZM69 256V255H68ZM70 256H73V255H70ZM69 256V257H70ZM83 256H85V254L84 255H82V257ZM87 256H85L86 257V259H87ZM36 257V258H37ZM66 257V256H65ZM65 257H63V258H65ZM239 257V256H238ZM2 258V257H1ZM1 258H0V263H4V264H6L5 263V261L2 259L1 260ZM42 258V257H41ZM84 258V257H83ZM93 258V257H92ZM124 258H127V257H123L122 259H124ZM241 258H243L242 256H241ZM246 257H244L243 259H245ZM248 259H249V257H247ZM11 259H14L13 260V262H11L10 260ZM15 259H16V261H15ZM40 259V258H39ZM85 259V258H84ZM84 259L82 260V258H80V264H83L84 263ZM118 259V258H117ZM239 259H240V257H239ZM243 259H240L241 261H243L244 263H246L245 261H247V259L246 260H243ZM33 260H35V259H33ZM33 260H29V262L31 261V263H33V264H41V262L38 260V261H36L35 263H34V261ZM67 260H69V259H67ZM66 259H63V261L64 262H69V261H67ZM127 260V261H126ZM124 259V261L127 263V264H132L133 263V261H134V258L132 257V259ZM253 259L252 258H250L248 261L252 264V262L254 261V260H256V259H254L253 261H252ZM83 261V262H82ZM147 261V260H146ZM247 261V264L249 263ZM257 261V260H256ZM18 262V263H17ZM27 262V264H28V261H26ZM26 262H24V264L26 263ZM72 262V261H71ZM71 262H69V264H72ZM238 262V261H237ZM255 262V261H254ZM258 262V261H257ZM264 261H262L261 263L262 264H264L263 263ZM118 263V262H117ZM121 263H123L122 261H121ZM138 263V262H137ZM142 263V262H141ZM242 263V262H241ZM249 263V264H250ZM259 263V262H258ZM67 264V263H66ZM237 264V263H236ZM253 264H257V263H253Z\"/></svg>",
    "mask_w": 264,
    "mask_h": 264
},
{
    "label": "crops",
    "instance_id": "3",
    "mask_svg": "<svg viewBox=\"0 0 264 264\" xmlns=\"http://www.w3.org/2000/svg\"><path fill=\"white\" fill-rule=\"evenodd\" d=\"M252 16V15H251ZM212 18H214L215 19V22H217V20H216V18L215 17H212ZM252 18V17H251ZM224 24H222V26H223ZM231 27V26H230Z\"/></svg>",
    "mask_w": 264,
    "mask_h": 264
}]
</instances>
